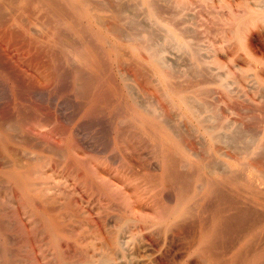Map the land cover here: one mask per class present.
<instances>
[{
    "label": "rangeland",
    "instance_id": "374dc122",
    "mask_svg": "<svg viewBox=\"0 0 264 264\" xmlns=\"http://www.w3.org/2000/svg\"><path fill=\"white\" fill-rule=\"evenodd\" d=\"M125 1H126V4H128V3L131 4V1H129V0H125ZM207 1H209V3ZM256 1H258L259 3L256 2ZM262 1L263 0H255V1L254 0H223V1L222 0H218V1L217 0H212V1L211 0H199V2H198V0H196V1L195 0H173V2H172V0H155V2H157L155 4L157 5L158 9H160V6L162 5V7L160 9V11L162 10L161 11V17H160L161 20H162L161 25L163 23L164 24L167 23L169 26H171L172 28H174L177 31H179L180 33H182L181 35L182 36L184 35L183 36L184 39L190 40L191 43L194 42L195 44H198V45H195V44H193V45H194V47H196L200 57L202 59H204V61L208 65L207 66V71L202 72V73H204L203 75L206 74L205 76L207 77V79L209 78V80H207L205 77H203L202 73H201L202 77L199 76L200 73H197L198 76L195 74L196 75L195 77L198 80V82H200L202 80V78L207 80L206 82H202V83L200 82V85L203 86L205 89H207L205 91V97L207 98L209 105L211 104L210 106L213 107L214 110L216 109L215 112H217L218 116L219 115L221 116V117L219 116L221 119H223V117L224 118L226 117V116H224V114L227 115V117H226L227 122L228 123L230 122V124L232 123L231 125L234 127V129L238 128V125H240V123H241V125L239 126L240 129L242 128V130H244L245 128L248 127L247 129H245V130H247V131H245V134H242V133H244V131H241L239 129L240 130V132H239L238 129H236L238 131V133H236L237 131L235 132V138H236L237 134H238V136L240 135L239 138L237 137L239 139V140L237 139V141H239V144H237L238 142L236 141L237 143L234 144L233 146L229 147V145H226V146H224V148L221 147L222 149H220V150H218L219 149L218 147H220L221 144L225 145V143L218 142L215 145L217 147V149L216 150L212 149L210 151V150H208V146H209V142L207 141L208 139L206 137L198 136V134H195V137H194V139H195V141H194L195 142V148H197V149L199 148V150H200L199 154L201 152L203 153V152L207 151L205 153L206 155H204V156H207L206 159H209L211 157L210 161H213L215 164H217V163L221 164V161H224L226 158H230V156H231L232 159H234V161H235L234 162V166L236 168L240 167V163L239 162H243V164H245V166H246V164L248 166V163L250 161H252L253 159L257 160L260 157H263L262 159L261 158L260 159L262 160L261 162L264 163V153L261 152V151H264V148H263L264 147V117L262 116V115H264L263 114L264 110L262 108V105L264 107V102H263L264 100L262 101V99L264 98V95H263L264 92H262V91H264V21H263L264 20V18H263L264 9L263 8L260 9V6L264 3V1L263 2ZM196 2H197V4L195 5ZM158 3L161 4V5L158 6ZM175 3H177V4H175ZM198 3L199 4L202 3V4L198 5ZM129 4H128V6H129ZM179 4H180V6H179ZM181 4H183V5H181ZM131 5H134V2ZM163 5H164V7H163ZM225 5H226V7H225ZM187 6H188V8H186ZM202 6H203V9L201 8ZM244 7L247 8L248 10L245 9ZM169 8L171 10H169ZM200 8L202 10H200ZM226 9H228V10H226ZM140 10L145 12L143 9H139V11ZM139 11L136 10L137 13L135 11L134 12L136 13V15H138V16H136V15L135 16L138 19L141 20L142 18H144L143 16H145V14L144 13L140 14ZM170 11H172V12H170ZM195 11L197 12L196 15H195V13H196ZM222 11H224L225 13L222 12ZM135 13H133V14H135ZM171 13H173V15ZM187 15H190V16H187ZM192 15H195V16L193 17ZM260 16H262V17H260ZM180 17L183 18L184 21L182 19H179ZM196 17H198V18H196ZM188 19H189V21H188ZM218 19L221 20V21H218ZM142 20L146 21L147 23L149 21V20L147 21V19H145V18L142 19ZM245 20H246L247 23L244 22ZM253 20H254V22H252ZM174 21H175V23H173ZM176 22H178V23L182 22V24L181 23L180 24H176ZM201 22H202V24H201ZM218 22H219V24H218ZM149 23H150V21H149ZM149 23L147 24L148 26L152 27V25H153L154 28L156 27V24H153L152 22H151V24H149ZM82 24L86 25V26H90L91 25L92 30L88 29L89 34H91L90 37L93 34H95V33L99 34L97 28H94L95 26L93 25V23H91L90 21L86 20L85 18L82 21ZM167 24H166V26H167ZM208 24H209V26H208ZM213 24H215V25H213ZM212 25L214 26L213 28L210 27ZM251 25H252V27H251ZM247 26H248V28H247ZM124 27L128 29V26L127 27L124 26ZM219 27H221V28H219ZM158 28H160L159 30H162V32H163V28L161 26L157 25V27L155 29H158ZM231 28H233L232 32H231ZM247 29H249V30H247ZM192 30H196L197 33L195 31H192ZM239 31L241 32V35H239L240 34ZM186 32H189V33H187L188 36H187ZM199 33L202 34V36H200ZM232 33H233V35H232ZM99 36H100V34H99ZM140 37H142V36H140ZM199 38H200V41H199ZM105 39L108 40V41H106ZM95 42L100 46V49L103 52L102 53V58H103L102 61H104L103 62V69H104V66H107V68L105 67L106 69H104L102 71V73L103 72L105 73L103 75V77H102V83L104 82V84H102V86L104 85L103 86V90L106 91L109 87L111 89L113 87V85L115 84L114 88H112L111 90L110 89L107 90V91H109L107 93L110 94V91H111V93H113L112 94L113 96H110L109 94L104 92V94H105L104 98L109 95V97H106L105 100L108 99V98H109V100H106V102L104 100L105 103H103V107L104 106L105 107H104V109L102 107L103 110L101 109V111L100 110L97 111V115L93 114L95 112H93V111H92L93 113L91 112V110H92V109H90V106H91V103H92L91 100H90V99H92L91 95L88 96L89 98H87V97L82 98L81 97L82 95H81L80 91H78L80 88H77V85H76V82H75V77H74L73 74H71V72H69V70H71V68L74 67V64L75 65H79V63L75 62V61L72 62V61L66 60L61 55L59 49L56 48V50L59 53L58 57L61 58V61H60L61 65H62L61 69L63 68L61 72L67 73V78L68 79L65 78L66 81L63 80V83H62V81H56L55 82L54 79L53 80L52 79H46V80L42 79L41 80L42 83L38 86V89L39 90L42 89L44 91L41 93V96H40L41 100H40V98H39L40 101L37 100V103L39 105L40 104L43 105L42 107H41V105L39 106L40 111H39L38 116L41 113L43 114L44 110H45V113L49 112L51 114L54 111L53 112L54 118L55 117L57 118V119L55 118L56 121L54 120L56 122V124L53 121V122H51L49 124V126L45 125L43 120H42V114L39 116L40 117V118H38L39 120L37 118H35L33 120V119L28 118V113L27 112L26 113L22 112V113L13 114L12 111H11V113L13 114V117H14V118L13 117L12 118L15 121V122L12 121L13 123H11V126L15 125V127L13 126V128H11V129H7V128L3 129V133H11V134L13 133L14 137H15L14 138L15 141L13 140V142L10 144V150H0V161H1L0 162V204L2 205V206L0 205V208H1L0 210H2V211H0V217H1L0 221H2L0 223V264H18L19 262H20L19 264H69V263L70 264H94L93 262L96 261V259H103V258H107V261H106L107 263L106 264H116V262H119L117 264H132V263L133 264H140L141 262H143V264H147V263L155 264L156 262H158L156 264H162V263H164L166 261L165 258H167V261L165 262L166 264L167 263L168 264H175V263L176 264H204L205 262L204 263L203 262H199V261L194 259V251H193V247H192V243H193V238L192 237H194V232H196L198 230V227H199L198 220H199V217L201 215L200 214L199 215L196 214L194 216L193 215L192 216H186V218L188 219V220H186V218H184L185 215L180 214L179 216H177V214L173 213V210L175 209V207L176 206L178 207V206H181V205H186V206L192 207L196 211V206L200 202V199L203 197L204 192L202 191V188H200L199 186L197 188V186H195L193 184V182H194L193 179H191L190 181H192V182H190V181L188 182V185H189L188 188H192V190L186 188L190 192L189 191H187L189 193L184 192L185 193V195H184L185 199L184 200H182L183 198L178 197L179 193L177 192L176 188H173V187L168 188L169 185H167L168 191L166 189V192L164 193V190L166 188V185H165L166 183L165 184L163 183L162 162H161V159H159L158 154H157V151L159 150L157 148H159L160 145H157L158 141L155 140V138L153 137L152 130H151V128L149 126L146 127L144 130L140 129L138 127L137 123H138L139 119H142V117H141L142 113L141 112H143L142 111L143 109H142V107L138 108V107H133V105H132V103L134 101H138V102H140V104H142L143 102L148 100L147 101L148 103L146 102L147 106H145V108L146 107L148 108L150 106L149 107L150 109L153 108L154 110H156L158 112V110H159V106H158V104H159L158 102L159 101L158 100H163L162 99L163 94H161L162 90L160 89V85L158 84L159 83L158 82V77H157L156 74L152 73V71L148 68L149 66L146 64L148 67H146V66L145 67L148 69L147 70L149 72L148 75L150 76L149 81L146 82L147 85H145L146 86V90H144V91H147V92L149 91V93L147 94V92H144L142 89H140V87L136 84V82L134 80L128 79L127 78L128 75L126 76L125 74H123L121 72L123 70L126 71L127 69H132V70L134 69L133 67L135 65V61H136V59H137V57L139 55L138 52L134 51L132 49V47L127 43V41H123V40H121L119 38H116V37L112 36L110 33H108L105 30H101V40H99V41L95 40ZM107 42H109L110 44L108 43V45H107ZM241 42H242V44H241ZM201 44H202V46H200ZM230 44H232V45H230ZM234 45H236V46H234ZM116 48L118 50H121V52H124L126 54V55L123 56V58L121 60H117L118 57H117V49ZM171 49H173V47H171ZM173 51L174 52H172L170 50V53H168V54H170V56H173L175 58V60L173 61L174 64L176 63L175 61H177L178 65H177V63H176V66L173 64L175 66L176 70L179 73L184 71L183 73H180V74L184 75L185 71L187 73V72H190V70H193V68H192L193 62H189L191 60H190V58L187 55L184 56V54L183 53L181 54L180 51L177 52L178 50L176 51V49H173ZM175 51L177 52V57L178 58L176 57V52ZM171 53H172V55H171ZM204 53L207 55V57H206V55ZM179 54L181 56H178ZM186 56L189 59H187ZM181 59H183V61ZM180 60H181V65L182 66H179ZM190 63H192V64H190ZM186 64L189 65V66L187 67ZM190 65H192V66L190 67ZM184 66L187 67L189 70L187 68H185ZM261 66H263V67H261ZM211 67H213V68H211ZM218 67H219V69H218ZM118 69H119V71H118ZM105 70H107V72H105ZM240 70H241L242 73L240 72ZM219 72H221L222 74L219 73ZM214 73H215V75H214ZM250 73H253V74L250 75ZM120 74H122V75H120ZM224 74L228 75V76H225ZM0 75H1L0 76L1 77L0 78V84H1L0 85V91H1L0 92V94H1L0 97H2L6 93L5 92L6 91V85H7V87H10V83H9V81H7L8 78H7L5 73L0 71ZM232 75H233V77H232ZM124 76L127 78V79L125 78L126 80L125 79L122 80L123 79L122 77H124ZM225 77H226V79H225ZM210 78L213 81L210 82V80H211ZM214 78H216V79H214ZM233 78H235L236 80L234 81ZM178 79H180V81L184 80L183 82H185V76H180ZM109 80H111L112 83L114 82V84L111 85L112 83H111V81L109 82ZM246 80L247 81L249 80V81L247 82ZM220 81H224V82H226L228 84V90H225L223 87L220 86V84H219ZM64 82H67V84L64 83ZM61 84H63V86L66 87V88H64V90H63L62 87H60ZM64 84H66L67 86H65ZM68 84H70V85H68ZM116 84H118V85H116ZM46 85H48L49 87L46 86ZM57 85H60V86H58L59 89H57V87H56ZM234 85H236V87ZM148 86H151V87H148ZM11 87H13V86H11ZM128 87H130V88H128ZM248 87H249V89H248ZM54 88H56V89H54ZM75 88H76V90H75ZM131 88H132V90L130 91L129 89H131ZM15 89H16V86H15ZM229 89H232V91H230ZM238 89H241V90L238 91ZM243 89L246 91V93L244 92ZM246 89L249 90V91H247ZM118 91H119V93H118ZM136 91L138 92V97H136L137 96V92ZM214 91H216V92L214 93ZM150 92H151V94H154V93H156V94L151 95ZM219 92L223 93V95L220 94ZM242 92H244L247 95L242 94ZM77 93H79L80 95H78ZM144 93H146V94H144ZM210 93H213V94H210ZM258 93L262 94L263 96L260 95V98H259L258 97L259 96ZM50 94H51V96H50ZM53 94L55 95V97L53 96ZM132 94H133V97H132ZM64 95H65V97H64ZM134 96L136 97L135 99H134ZM145 96H148V97L145 98ZM52 97H53V100H52ZM70 97H72V98H70ZM110 97L111 98L113 97V100L111 99L112 101L110 100ZM214 97L216 99H214ZM256 97H258L259 99L256 98ZM42 98H43V100H42ZM44 99H46V101H44ZM81 99H82V101H83V99H85L86 103L84 101V103H85L84 105H82L83 103L80 102ZM238 99H239V101H237ZM245 99L248 100L249 103H252V104H250V106H249L248 101H246ZM48 100L52 104H50ZM127 100H129V101H127ZM42 101H44V102L42 103ZM76 101L79 103V105L76 104L77 103ZM150 101H151V104L154 105L153 107L151 106ZM152 101L153 102L155 101V103H152ZM221 102H222V104H221ZM61 103H62V106H63L62 108H60L61 106L59 105ZM146 103H143L142 105L144 106ZM228 103H229V105H228ZM63 104L65 105V107L67 106L66 108H68V109L65 108V110H64L63 109L64 108ZM106 104H109V105H106ZM220 104H221L222 107L220 106ZM235 104L237 105V108H238L237 111L235 109L236 108ZM50 105H52V108H51ZM230 105L231 106H235V108L234 107L232 108ZM241 105H243V106H241ZM253 105H254V108H253ZM256 105H258L257 110L255 109ZM6 106H7V104L5 103V97L3 96L0 99V121H3V120L5 121V119L8 120L7 118H8L9 115L6 116V114L8 113V108L4 109L5 111L7 110L6 112L3 111V108L6 107ZM46 106H47V108H46ZM259 107H260V109H258ZM168 108H169V111H170V114H171V117L169 118V120H171V121L174 120L173 123H174V126H176V127L173 126L174 129L177 128L178 124H182L183 125L182 127L178 125L177 130H178V132L180 131L182 133L180 134V132H179V135L176 134L177 140H180V142L182 141V143L185 142L183 144L185 145L186 148L187 147L189 148L191 144H188V142L190 141V138L188 136V134H189L188 130H186L187 128L190 129V127H188L190 125V124H188L189 123V119H186L185 117H183L185 119H182V121H179V118H178L179 116H178L177 112H180V111L178 110V108H176L172 104L169 105ZM250 108H252L253 110L250 109ZM261 108H262L263 111L261 110ZM58 109H60V110L56 111ZM61 109H62V111H61ZM173 109H175L176 111H174ZM233 110H234V112H233ZM243 110H244V112H243ZM68 111L69 112L71 111V112L69 113ZM72 111L73 112L75 111L74 114H73ZM103 111H104V113H103ZM62 112H63V116H62ZM86 112H87V114L88 113L89 114L87 115ZM101 112L103 113L102 115H101ZM239 112L243 113V114L239 115L240 114ZM1 114H3L5 116V119L1 118V116H3ZM122 114H124L125 116H123ZM68 115H69L70 119H69V117H67ZM243 115H246V117H244ZM248 115L250 116V118H249ZM61 116L64 117V119ZM71 116H73V117H71ZM256 116H257V118L255 119ZM125 117H126V119L130 118L129 119L130 120L129 123L130 124L133 123V124L130 125L128 123V121L124 119ZM258 117H259V119H258ZM262 117H263V121H261ZM71 118H74V119L71 120ZM232 118H233V120H232ZM243 118L245 120H242ZM82 119H84V120H82ZM100 119H102V121ZM35 120H36V122H35ZM57 120L59 122H57ZM235 120H236V122H235ZM61 121L63 123H61ZM82 121H84V123ZM86 121H87V123L89 121V123H88L89 125L86 123ZM247 121H248V123H247ZM251 121H252V123H251ZM22 122H26V124L22 123ZM94 122H96V123L98 122L97 123L98 124L97 128H96L97 124L94 123ZM100 122H101V125H100ZM102 122H103V124H102ZM126 122L128 123V125H130V127L127 125ZM80 123L84 127H87V128H84L82 125L80 126ZM171 123H169V124L173 125ZM185 123H187V124L184 125ZM57 124H60L61 128ZM236 124H237V126H236ZM245 124H247V125H245ZM248 124L249 125L253 124L252 128H249ZM254 124H255V128H254ZM65 125H66V127H65ZM102 125H104V126H102ZM132 125H133V127H132ZM101 126L104 127V128H102ZM245 126H247V127H245ZM258 126H259V128H257V129H260L261 132L257 131L256 127H258ZM261 126H263V127H261ZM63 127H65L64 132L62 130ZM80 127L81 128L83 127L84 130L81 129ZM105 127H106V129H105ZM29 128H30V130H28ZM122 128L126 129L128 137H131V138H128L126 136L127 140L132 142L133 139H135L132 143H134L136 145L138 144L137 145L138 147L140 145L142 146V147L140 146V148H138V150H137L138 152L137 151L134 152V151H132L129 148H127L125 150V139H124L125 137H122L120 135V133H119V131ZM78 129H80V130L78 131ZM255 129H256V131H255ZM4 130H7L8 132H6ZM16 130H19V133H18L19 137H18V134L16 133ZM102 130H104V131L102 132ZM130 130H132V131H130ZM248 130H251L252 132L251 131L249 132ZM29 131L32 133L33 136L35 134V136L38 137V138L36 137L37 141H38V144L40 143L39 145H41L40 146L41 149L38 152H35V153L29 152L31 147H29V145L27 143L24 144L23 143L24 141L22 142L21 139L17 140V138H21L20 137L21 133H23V134L25 133V134H28V135L32 136ZM65 131H66V133H65ZM74 131H76V132H74ZM94 131L97 132V133H95ZM117 131H118V133H117ZM253 131H255V132H253ZM85 132L87 133V135H86L87 138L85 136ZM99 132H101V133H99ZM104 132H107V133L104 134ZM138 132H139V134H138ZM246 132H247L248 135L246 134ZM77 133L81 135V136L79 135V139H76V134ZM83 133H84V135H83ZM129 133H130L131 136L129 135ZM254 133H256V134H254ZM92 134H94V135H92ZM232 134H234V133H232ZM15 135L17 136V138H16ZM91 135L94 136L95 138L92 137ZM90 136H91V138H90ZM106 136H107V138H106ZM118 136L119 137L121 136V137L119 138ZM179 136H181V137H179ZM232 136H234V135H232ZM81 137H82L83 141H81L79 143L78 141L82 140ZM145 137H147V139H144ZM99 138H100V141H99ZM240 138L241 139L244 138L243 140H246V143L243 142L244 143L243 144L241 142L242 140ZM88 139L90 140V142L88 141ZM249 139H251V140H249ZM145 140H146V143L148 142L150 144H146L144 142ZM183 140H185V141H183ZM187 140H188V142H187ZM103 141L107 144L108 148L104 146V149H103V145H105V143ZM253 141H254V143H253ZM83 142H84V144H83ZM93 142H95L96 144H94ZM154 142H156L155 147L153 146L155 144ZM196 143H200V144H196ZM219 143H220V146H219ZM250 143L252 144L251 146H250ZM19 144H20V146H19ZM201 144H202V146H201ZM23 145H24V147H23ZM93 145H94V147L96 149H94ZM11 146H12V148H11ZM101 146H102V148L100 149ZM175 146H176L175 148L177 149L178 144H175ZM242 146H246V147L248 146V148H249V149L247 148V150H246L247 152H245L244 158H240V156H239L240 152L243 149ZM14 147H15L16 151H14ZM232 147L234 149L235 148L238 149V147H239V150H240L241 147L242 148H241L240 152L239 151L235 152V153L238 154L237 155L234 152L232 153V151H233V149H231ZM46 148L47 149L50 148L51 151L49 149L47 150ZM143 148H145V149H143ZM146 148H148V149H146ZM149 148H152V149L149 150ZM155 148L157 150L153 151V149H155ZM202 148H204V151H203ZM18 149H20V150H18ZM86 149H88V152H86ZM91 149L94 152L91 151ZM112 149L114 151L113 153L111 151ZM251 149L252 150L254 149V151H252ZM52 150H53L54 154H53ZM102 150H105V151H102ZM148 150H149V152H147ZM217 150H218V153H217ZM248 150H250L252 152L248 153ZM24 151H27V153H28L27 157H29V159L31 157L30 154L33 155V157H31V160L33 159V161L34 160L35 161L34 162L31 161V160L29 161V159L26 157V152H24ZM99 151H101V152H99ZM110 151H111V153H110ZM142 151H145V152H142ZM150 151H153L154 153H152ZM258 151H260L263 154H261ZM64 152H65V154L63 155ZM124 152L127 153V154H125ZM139 152H142V154L141 153L137 154ZM56 153L57 154L61 153V154L60 155H55ZM109 153H110L111 157L115 155L114 158H111L110 156H108ZM132 153L134 155H132ZM246 153H248V154H246ZM135 154H136V156H135ZM148 154H149L150 158H151L150 154H152V156H153L152 159L148 160L149 157L147 159ZM154 154L157 156V158H156V156H154ZM227 154L229 156H227ZM127 155L130 158L133 156L132 160H133V158L136 157L137 159L135 158L133 161L135 162L137 160V162H140L143 165L144 168L141 166L140 163H139L140 164L139 166H141V168L137 167L138 165L135 166V164H137V163L135 162V164H134L133 161L130 158L127 157ZM139 155H140V158H139ZM208 155H210V156H208ZM143 156H145V157H143ZM142 157H143V160H142ZM38 158H39V160H38ZM155 158H156V160L157 159H159V160L156 161ZM24 159H26V160L24 161ZM108 159H110L111 161H109ZM118 159L120 161H118ZM144 159H147V160H144ZM6 160H8V161H6ZM55 160H57L58 162L55 161ZM69 160L71 162H69ZM78 160L79 161H81V160L85 161L86 164L78 163ZM112 160H113V162L116 161L114 163L115 165L113 164ZM138 160H140V161H138ZM154 160L159 164V166L157 165V163H154L155 162ZM4 161H6V163H4ZM10 161H12V162H10ZM22 161L24 163H26L25 166L23 165ZM37 161H39V163ZM121 162H124L123 163L124 165ZM7 163H9V164H7ZM37 163L39 165L38 168H37ZM145 163L148 164V165H146ZM131 164H132V167H129V166H131ZM3 165H6V166H3ZM133 165H134V167L137 168L136 171L141 169L140 171H137V172H141L142 168L144 169L143 173L141 172L142 174H140V176H139V174L135 175L136 171H135V168H133ZM41 166H42V169H41ZM69 166H70V168H69ZM86 166H87V168H86ZM118 166H120V167L118 168ZM126 166H127V168H126ZM72 167L75 169V171H74L75 174L72 173V171H73ZM150 167L154 168L155 171L150 169ZM155 167H157L158 169L155 168ZM29 168H31V169H29ZM79 168H80V170H79ZM129 168H132L131 171L134 170L135 174L132 173L134 175V177L132 176V174L130 175V171H129L130 169ZM146 168L149 169V171L148 170L145 171ZM59 169H61V170H59ZM41 170H43V171H41ZM121 170H122V172H121ZM180 170H182V172L189 171L187 167H182V166L180 167ZM7 171L12 172L13 175L9 176ZM24 171H26V172H24ZM67 171L68 172L70 171V172L68 173ZM27 172H29V173H27ZM78 172H79V174H78ZM124 172H125V174H124ZM236 172L242 173L239 169L238 170L236 169ZM247 172L248 173L249 172H253V169H251V170L249 169ZM24 173L26 175L27 174H30V175L23 176V175H25ZM81 174L83 175V177L79 176ZM64 175H66L67 177L64 176ZM74 175H76L77 178L73 177ZM148 175H149V177H148ZM151 175H153V176H151ZM155 175L157 176V178L159 177L157 179V181L154 179V178H156ZM31 176H33V177H31ZM41 176H42V178H41ZM86 176H89V182L88 183H85L84 180L82 179V178H84ZM143 176H144V179L146 180V182L149 181L146 178H149V179L151 178V181H149L147 183V186H151L153 184L152 187L147 188L145 180H143ZM137 177H140L139 181H140V179H141V181L143 180L142 182L140 181V184L138 183V178ZM75 178L77 180H75ZM3 179H5L7 181H5ZM51 181H52V183H51ZM154 181L158 185H161V186L158 187V185H157V188L154 187V189H153V186L156 184V183L155 184L153 183ZM34 182L35 183L38 182V184H40V185L35 184ZM43 182H44V184H41ZM82 182H83V184H81ZM27 183L28 184L30 183L29 185H31V186H27ZM142 184H144L145 188L148 189L147 191H145L146 189L143 188L144 185H142ZM45 185L47 187H49V189L47 188L48 190L46 189ZM139 185H142V186H139ZM61 186H64V187H61ZM29 187H30V189H31V187H34L35 190H33V188H32L33 191L29 190ZM58 187L62 188V189L58 190ZM93 187H95V190L93 189ZM140 187H142L143 189L140 188ZM240 187L249 196L258 197L260 195V197H258V198H260L261 200L264 201V198H263L264 196L261 197V195H264V189H263L264 185L263 184L261 185V188L259 187L257 189L254 185L250 184L249 177L246 176V179H244V182H243V184ZM63 188H65V191L63 190ZM41 189H45V191H47L45 196H44V198H43L42 195H40V190ZM82 189H84V190H82ZM86 189H87V191H86ZM149 189H150V191L152 192L153 195L150 193ZM170 189H172L171 191H172L174 197L170 193V191H169ZM53 190H54V192H56V190L58 192L54 193ZM75 190L78 191V192H76ZM160 190H161V192H160ZM198 190H200V191L198 192ZM90 191H91V195L89 194ZM175 191L177 192V194H176ZM224 191H226V190H224ZM108 192L109 193L111 192V193L109 194ZM116 192H117V194H116ZM155 192H157V194ZM168 192L170 193L171 196L169 195ZM195 192H198V193H196L197 195L195 194ZM65 193H66V195H65ZM103 193L106 195V197H105V195ZM159 193H160V195H159ZM186 193L188 194L187 197H186V195H187ZM71 194H72L73 197L71 196ZM75 194H76V198L74 196ZM97 194H98V196H97ZM111 194H113V196ZM144 194H145V196L147 195L148 198H145ZM154 194H155V196H154ZM166 194H168L167 197H166ZM67 195H68V197H67ZM176 195H177V197H176ZM41 196H42V198H41ZM47 196H49V197H47ZM88 196H90L91 200L89 199ZM149 196H151L150 198L152 200L150 202H148ZM59 197H61V198L59 199ZM63 197L66 198V199H64ZM120 197H122V198H120ZM165 197H166V199H165ZM211 197H213L212 200H215V198H216V199H218V201L219 200H222V201H219V202L217 201L216 202V200H215V202H216L215 203L214 201L210 200ZM211 197L209 196L210 199L207 197L203 201V203L205 205H207V207L210 210L212 208H215V206H220L221 209L225 208V209H223V211L224 210L226 211L228 209L225 213L226 214H230V216L234 217L233 213L236 214L235 213L236 209H235V206H234L235 204H233V203H232L233 205L229 204L228 201H226L228 199H224V198L223 199H219V198H217L215 196H211ZM108 198H110V199H108ZM114 198H116L118 200H116ZM45 199L47 200V202H46ZM71 199H72V201H71ZM88 199H89V201H88ZM106 199H108V201H106ZM160 199H162V200L160 201ZM208 199L210 201H208ZM57 200L59 202H57ZM68 200H70L71 203ZM34 201H35V203H34ZM158 201H160V203ZM65 202H67V203L64 204ZM102 202L104 204H102ZM212 202H214V204H213V206L215 205L214 207L212 206ZM221 202H224V203L227 202V203L222 205V206L220 204L217 205L218 203H221ZM120 203H121L122 207L125 205V207L123 208L124 211L122 210V208L121 209H116V208L121 207V206H119ZM168 203H170V205H168ZM111 204H115V205L118 204L117 206H119V207H116L115 209L113 207L111 208ZM208 204H210L211 206L209 207ZM221 204H223V203H221ZM35 205H36V207H35ZM52 205H54V206H52ZM60 205H61V207H60ZM68 205H71L72 207L68 206ZM108 205H109L110 208H108ZM159 205L161 206L160 208H158ZM48 206H50V207L48 208ZM55 206H57V208ZM73 206H75V207H73ZM100 206H101V208H100ZM165 206H167V207H165ZM43 207H45V208H43ZM58 207H60V208H58ZM69 207L74 208V209H71ZM177 207H176V209H177ZM54 208H56V209L53 210ZM161 208H162V211H161ZM165 208H167V209L165 210ZM255 208L251 206L249 213H247L245 216H243V218L245 217V219H246L247 216H249L251 218L254 215V212H255V216L253 217V219L251 218L252 221H250V218L247 217V219H246L247 223L246 224L244 223L245 221L241 220V218L237 219L236 217H234L235 219L238 220L237 222L235 220L236 224H235L234 220H232V221L230 220V224L232 223V225H229V223H228L227 227L228 226H233L234 229H232V227L231 228L229 227V228H227V230L225 232H228V230H230V232H228L226 236L222 235L223 238L227 237L228 240H226L227 238L223 239L222 237H221L222 238V240H221L220 236H219V238H217V240L222 241V242L225 240L226 241L225 243H227L228 245H229V243L227 241L231 240V244H230L231 247H232V245H234V243H235V246L230 248V246H227V244L224 246V244H225L224 242L223 243L221 242V244H220L219 241H216V244L217 243H219V244L215 245V246L218 247L217 249L219 251L217 249H214V250H217V252L221 251L220 253H222L225 250H228V248H230L229 252H227V253L224 252L223 254H221L225 258L226 257L228 258L233 252H235L237 250H241V249L243 250L244 247L246 246V242H248L247 245H249V244L251 245L250 247H254L255 246L254 244H257L256 245L257 247H261V246L264 245V243H262V240L264 239V229L262 228V221L264 219V217H263L264 216V209L259 208L260 209L259 210V209H255ZM3 209L4 210L6 209V210L3 211ZM46 209H47V211H46ZM75 209H76V211H75ZM102 209L105 210V211H103ZM50 210H52V211H50ZM261 210H263V212ZM164 211L165 212L167 211V212L165 213ZM76 212H78V214H80V212H81V215H80L81 217H78V214ZM131 212H132L133 216L130 215ZM250 212L253 215H251ZM2 213H4V214H2ZM98 213H99V215H98ZM102 213H105V214L107 213L106 216H105V214H103V216H105V219L102 216ZM206 213L209 215L210 211L209 212L206 211ZM206 213L204 212L205 215L203 214L202 216H204V217L207 216L206 218H209L210 215L208 216V215H206ZM51 214L52 215H56V216L58 215L57 216V221L55 223V224H57V228H58L57 231L58 232L54 231V230H51V229L49 230V228H50L49 225H50L51 222L49 221L47 216H46V219H45L44 215H51ZM65 214H66V216L64 217L63 215H65ZM71 214H72V216H71ZM164 214H165V216H164ZM69 215H70V217H69ZM73 215H75V216H73ZM76 215H77V217H76ZM118 215H120V216L124 215L125 217L129 216L130 219H125V220L121 219L120 220L117 217ZM257 215H258V218L260 217L259 219L257 218L258 221L255 220ZM5 216H7V217H5ZM134 216L137 217V219L134 218ZM139 216H140V218H139ZM182 216H184L183 217L184 219H182V221L186 220L185 222L183 221V225H182V221L180 219V217H182ZM67 217H69V218H67ZM188 217H190V218H188ZM39 218H40V220H39ZM114 218H116V220ZM142 218H144V219H142ZM5 219H6V221H5ZM107 220H108V222H107ZM151 220H153V221H151ZM159 220H161V221H159ZM240 220H241V223H238ZM79 221H82V222L80 223ZM193 221H195V224H194ZM57 222H59V223H57ZM111 222H112V225H111ZM117 222L120 223V224H118L119 227H118V225H116ZM191 222L193 223V225H189V223H191ZM4 223H6V224H4ZM184 223H186V225ZM252 223L254 224V226L252 225ZM67 224H69V225H67ZM137 224H139V225H137ZM143 224H145V225H143ZM171 224H172V227H171ZM178 224H179V226H177ZM241 224H244L245 226L247 224L250 226V224H251V226H250V228H248L249 226L245 227L244 225H241ZM149 225H151V226H149ZM160 225H161L162 228L160 227ZM3 226H5V227H3ZM79 226H80V228H78ZM140 226L142 228L144 226V229H142ZM145 226H148V227L145 228ZM194 226H197V228L195 227L196 228L195 230L193 229ZM236 226L239 227V229L236 228ZM240 226L241 227L243 226L242 229H241ZM129 227H131L130 231L128 229ZM168 227L170 228V231H168L169 230ZM179 227H181V228L183 227L182 230L179 229ZM191 227H193V228H191ZM43 228H44V231H45L46 234L43 232ZM65 228H67V229H65ZM122 228H123V230H122ZM136 228H138V229H136ZM156 228L158 229V231H157ZM185 228H189L188 229V231H189L188 234H183V233H187L186 232L187 230ZM245 228H247V229H245ZM133 229H134V231H133ZM159 229H161V231ZM192 229H193V231H192ZM240 229H241V231L243 230L242 231L243 234L240 233L241 232ZM64 230H66V231H64ZM69 230H71V231H69ZM87 230H89V231H87ZM108 230L113 232V234H110ZM114 230H115V232H114ZM232 230H234V231L236 230L237 233L236 232L234 233V231L232 232ZM244 230H246V231H244ZM174 231L180 232L181 234L176 232V234H177L176 235ZM76 233H78V234H76ZM125 233H126V235H124ZM133 233H135V234H133ZM148 233H150V235ZM191 233H193V234L191 235ZM230 233L233 235L232 238L233 237L237 238V239L234 238V239H236V241L231 238V235H230V237L228 236ZM41 234H43L44 237ZM88 234H90V235H88ZM92 234L95 235V236H93ZM154 234H155L156 238L154 237ZM174 234H175V236H173ZM178 234H180V235H178ZM223 234H226V233H223ZM234 234H236V235L239 234L240 236L237 237L236 235L234 236ZM259 234H261V236H259ZM81 235L83 236L82 239L80 238ZM186 235H187V237H186ZM139 236H140V239L138 238ZM170 236H173V237L171 238ZM119 237H121L123 239L121 240ZM153 237L155 239H153ZM181 237L184 238V240ZM254 237L256 238V240L254 239ZM9 238H11V239L9 240ZM84 238H85V240L88 238L86 240L87 242L83 240ZM62 239H63V241H62ZM168 239H170V240H168ZM172 239H173V241H172ZM189 239L192 240V241H191L190 244H187L188 242H190ZM96 240H98V241H96ZM139 240H141V241H139ZM254 240H255V242L256 241L257 242L255 243ZM258 240L260 241L259 243H258ZM169 241H170V243H169ZM122 242H125V243H123V244H125V247L121 246ZM166 242H168V243H166ZM263 242H264V240H263ZM133 243H135L136 245L135 244L133 245ZM182 243H184L185 245L182 244ZM101 244L103 246H101ZM155 244H156L157 247L158 246L159 247L157 248L155 246ZM168 244H169V247H168ZM259 244L261 246H258ZM70 245L72 247H70ZM137 245H138V247H137ZM221 245H223L224 247L221 246ZM84 246L85 247L88 246L89 248L86 247V249L84 251L83 250L85 248ZM141 247H143V248H141ZM188 247H190V248H188ZM221 247H223V248H221ZM226 247H227V249H225ZM110 248H112V249H110ZM164 248H166V249H164ZM254 248H256V247H254ZM75 249H76V251H75ZM107 249H108V251H107ZM93 250H94V252H93ZM149 250L152 253L151 252H147ZM67 251H69V253ZM70 251H71V253H70ZM95 251H97V252H95ZM99 251H100V253H99ZM114 251H116V252H114ZM136 251H138V252L135 255ZM164 251H165L166 256L163 255ZM81 252L85 256L84 259L82 257L83 254L81 255ZM86 252L89 255V257L91 259H93V260H90L89 257H86V256H88L86 254ZM107 252H108V255H107ZM251 252H253V251L250 248V253ZM51 254H53V255H51ZM92 254H94V256ZM111 254H112V256H111ZM129 255L131 256L130 258H129ZM68 256H69V258H68ZM161 256H162V258H161ZM11 257H12V259H11ZM16 257L17 258L19 257V258L16 259ZM121 257H122V259H121ZM132 257H134V258H132ZM158 257H159V259L161 258V260H159ZM79 258H81V260H79ZM145 258H147L148 260L145 259ZM155 258L157 259V261H154V260H156ZM143 259L146 260V261H143ZM168 260H171V261L169 262ZM159 261L160 262L163 261V262L160 263ZM238 262H239V264H243L241 261H238ZM259 264H262V263H259Z\"/></svg>",
    "mask_w": 264,
    "mask_h": 264
},
{
    "label": "bare ground",
    "instance_id": "6f19581e",
    "mask_svg": "<svg viewBox=\"0 0 264 264\" xmlns=\"http://www.w3.org/2000/svg\"><path fill=\"white\" fill-rule=\"evenodd\" d=\"M125 0H0V71L1 72H3V73H5L6 74V76H7V78H8V80L7 81H9V83H10V87H7V85H6V93H5V95H3L4 97H5V103L7 104V106L6 107H4L3 108V111H5L4 109H6V108H8V113L6 114V116L7 115H9L8 116V120H6L5 119V116L3 115V114H1V115H3V116H1V118H4L5 119V121L3 122V121H0V150H10V144L13 142V140H14V134L12 135L11 133H3V129H11V128H13V126L15 127V125H12L11 126V123H13V122H15L14 121V117H13V114H17V113H22V112H24V113H28V118H30V119H35V118H40L39 116L42 114H40L39 116H38V114H39V111H40V109H39V106L41 105H39L38 103H37V100H39V98H40V100H41V93L44 91V90H39L38 89V86L42 83L41 82V80L42 79H44V80H46V79H54V81L56 82V81H62V83H63V80L64 81H66L65 80V78H67V73H65V72H61L62 71V69H61V67H62V65H61V58L60 57H58V51L56 50V48H58L59 49V51H60V53H61V55L66 59V60H68V61H75V62H78L79 63V65H75L74 64V67L73 68H71V70H69V72H71V74H73L74 75V77H75V82H76V85H77V88H80L78 91H80V93H81V97L82 98H84V97H87V98H89L88 96L89 95H91V97H92V99H90L91 100V106H90V109H92L91 110V112L93 111V112H95V113H93V114H96L97 115V111H101V109H102V107H103V103H105L106 102V100H109V98L108 99H106L105 100V98L106 97H109V95L110 96H113L112 94L113 93H111V91H110V94L109 93H107V92H109V91H107V90H109L110 89V87L105 91V90H103V86H102V84H104V82L102 83V77H103V75L105 74L104 72L102 73V71L104 70V69H106L107 68V66H104V69H103V62L104 61H102V50L100 49V46L95 42V40H97V41H99V40H101V30H105V31H107L108 33H110L112 36H114V37H116V38H119V39H121V40H123V41H127V43L132 47V49L134 50V51H136V52H138V57H137V59H136V61H135V65H134V69L132 70V69H127L126 71H121L123 74H125L126 76H127V78L128 79H132V80H134L135 82H136V84L140 87V89H142L143 91L144 90H146V86L145 85H147L146 84V82H148L149 81V79H150V76L148 75L149 74V72L147 71L148 69L146 68V67H148L151 71H152V73H154V74H156L157 75V77H158V84L160 85V89L162 90V93L161 94H163V97H162V99L163 100H158L159 102V104H158V106H159V110H158V112L156 111V110H154L153 108L152 109H150L149 107L147 108H145V106H147V101H145V102H143V103H146L144 106L142 105V104H140V102H138V101H134L133 103H132V105H133V107H138V108H141L142 107V111L143 112H141L142 113V115H141V117H142V119H139L138 120V123H137V125H138V127L140 128V129H145L146 127H150L151 128V130H152V135H153V137L155 138V140H157L158 142H157V145H160L159 146V148H157V149H159L158 151H157V154H158V157H159V159H161V162H162V176H163V183L166 185V188H165V190H164V193L166 192V189H167V191H168V188H171V187H173V188H176V190H177V192L179 193V196L178 197H180V198H183L182 200H184L185 199V197H184V195H185V193L184 192H187V191H189V190H187V189H191L192 190V188H188V182L191 180V179H193V184L195 185V186H197V188H198V186L200 187V188H202V191L204 192V195H203V197L200 199V202L198 203V205L196 206V211L194 210V208H192V207H189V206H186V205H181V206H176L177 207V209H176V207H175V211L173 210V213L174 214H177V216H179L180 214H182V215H185V217L184 216H182V217H180V219H181V221H182V219H184V218H186V216H194V215H201L200 217H199V220H198V224H199V227H198V230L196 231V232H194V237H192L193 238V243H192V247H193V251H194V259L195 260H197V261H199V262H205L204 264H239V262L238 261H241L243 264H259V263H262V264H264V245L263 246H261L260 244L258 245V246H261V247H257L256 245L257 244H254L255 246L254 247H256V248H254V247H250L251 245L249 244V245H247V243L248 242H246V246L244 247V249L242 250H237V251H235V252H233L228 258L226 257H224L223 255H221V254H223L224 252L225 253H227V252H229L230 250V248H232L233 246H235V243H234V245H232V247H231V240H229V241H227L228 243H229V245L227 244V243H225L226 241L224 240L223 242L225 243L224 244V246L227 244V246H230V248H228V250H225L224 252H222V253H220V252H217V246H215V245H218L219 243L221 244V242L222 241H219V240H217V238H219V236H220V238L222 237V235H227V233L228 232H230V230H228V232H225L226 230H227V228H231L232 227V229H234L233 228V226H228L227 227V224L229 223V225H232V223L230 224V220L232 221V220H234V222H235V220H236V222L238 221L237 219L239 218H241V220H243V221H245L244 223L246 224L247 223V217H249V216H247L246 217V219H245V217L243 218V216H245L247 213H249V211H250V207L252 206V207H256L255 209H259V208H262V209H264V201L263 200H261L260 198H258V197H260V195L258 196V197H251V196H249L247 193H245L242 189H241V185L243 184V182H244V179H246V176L247 177H249V180H250V184L251 185H254L257 189L260 187L261 188V185L263 184L264 185V163H262L261 161V159L263 158V157H260L259 159H251L252 161H248L249 163H248V166H247V164H246V166H245V164H243V162H239L240 163V167H238V168H236L235 166H234V159H232L231 158V156H230V158H226L224 161H221V164H215L213 161H210V158L209 159H206L207 158V156H204V155H206L205 153L207 152L206 150V152H201L200 154H199V152H200V150H199V148L197 149V148H195V139H194V137H195V134H198V136H203V137H206L208 140V142H209V146H208V150H216L217 149V147L215 146L218 142H223V143H225V145H222L221 144V146H220V143H219V146L220 147H218L219 149L218 150H220V149H222V148H224V146H226V145H229V147L230 146H233L234 144H236L237 142V144H239V141H237V139L239 138V136H238V134L236 135V138H235V132L237 131L236 129H238V131L240 132V130L241 131H244V133H242V134H245V131H247V130H245V129H247L248 127L247 126H245V127H247V128H245L244 130H242V128L240 129V125H241V123H240V125H238V128H236V129H234V127L230 124V122L228 123L227 122V119H226V117H227V115H225L224 114V116H226L225 118L223 117V119H221L219 116H218V114H217V112H215V110L213 109V107H211L210 105H209V103H208V100H207V98L205 97V91L207 90V89H205L203 86H201L200 85V82L202 83V82H206L207 80H209V78L207 79V77L205 76V75H203L204 73H202V72H205V71H207V63L204 61V59H202L201 57H200V55H199V53H198V51H197V49H196V47H194V45L193 44H195L194 42L193 43H191V41L190 40H187V39H184V35L182 36L181 34L182 33H180L179 31H177L176 29H174V28H172L171 26H169L167 23V26H166V24H162L161 25V23H162V20H161V11H160V9H161V7H162V5L161 4H159L158 3V6H160V9H158V7H157V5L155 4V3H157V2H155V0H129V1H131V4H133V2H134V5H131V4H129L128 2V4H129V6H128V4H126V1L124 2ZM133 1V2H132ZM196 1V0H195ZM212 1V0H211ZM218 1V0H217ZM223 1V0H222ZM255 1V0H254ZM264 1V0H263ZM262 1V2H263ZM172 2H173V0H172ZM171 2V3H172ZM176 2V1H175ZM198 2H199V0H198ZM208 3H209V1H207ZM221 2V1H220ZM256 2H258V1H256ZM261 2V3H262ZM165 3V2H164ZM178 3V2H177ZM177 3H175V4H177ZM194 3V2H193ZM224 3V2H223ZM259 3V2H258ZM197 4V2L195 3V5ZM200 4H202V3H200ZM199 3H198V5H200ZM233 4V3H232ZM257 4V3H256ZM181 5H183V4H181ZM244 5V4H243ZM261 5V4H260ZM259 5V6H260ZM172 6V5H171ZM177 6V5H176ZM179 6H180V4H179ZM178 6V7H179ZM189 6V5H188ZM188 6L186 7V8H188ZM163 7H164V5H163ZM182 7V6H181ZM195 7V6H194ZM208 7V6H207ZM225 7H226V5H225ZM193 8V7H192ZM202 9H203V6L201 7ZM200 8V10H202ZM245 8V7H244ZM261 8H263L264 9V3L260 6V9ZM139 9H143L145 12H143V11H139ZM205 9V8H204ZM245 9H247V8H245ZM257 9V8H256ZM136 10H138L139 11V13L141 14V13H144L145 14V16H143L145 19H147V21L149 20L150 21V23H149V21H148V23L149 24H151V22L153 23V24H156V27H157V25H159V26H161L162 28H163V32H162V30H159L160 28H158V29H155L154 28V26L152 25V27L151 26H148L147 24V22L146 21H143L142 19H144V18H142L141 20L140 19H138L136 16H138V15H136ZM169 10H171L170 8H169ZM198 10V9H197ZM196 10V11H197ZM226 10H228V9H226ZM248 10V9H247ZM136 13H135V12ZM195 11V12H196ZM170 12H172V11H170ZM200 12V11H199ZM222 12H224V11H222ZM133 13H135V14H133ZM138 13V14H139ZM225 13V12H224ZM223 13V14H224ZM240 13V12H239ZM143 14V15H144ZM172 15H173V13H171ZM197 14V12L195 13V15ZM254 14V13H253ZM136 15V16H135ZM195 15H192L193 17L195 16ZM217 15V14H216ZM187 16H190V15H187ZM191 16V17H192ZM224 16V15H223ZM241 16V15H240ZM254 16V15H253ZM219 17V16H218ZM221 17V16H220ZM258 17V16H257ZM260 17H262V16H260ZM84 18L86 19V20H88V21H90L91 23H93V25L95 26L94 28H97V30H98V32H99V34H100V36H99V34H97V33H95V34H93L91 37H90V35L91 34H89V31H88V29L89 30H92V27H91V25L90 26H86V25H83L82 24V21L84 20ZM196 18H198V17H196ZM222 18V17H221ZM235 18V17H234ZM263 18H264V14H263ZM179 19H182L183 20V18H179ZM190 19V18H189ZM189 19H188V21H189ZM220 19V18H219ZM218 19V21H221V20H219ZM258 19V18H257ZM262 19V18H261ZM200 20V19H199ZM248 20V19H247ZM184 21V20H183ZM202 21V20H201ZM212 21V20H211ZM264 21V20H263ZM186 22V21H185ZM224 22V21H223ZM245 23H247L246 22V20L244 21ZM252 22H254V20L252 21ZM251 22V23H252ZM173 23H175V21L173 22ZM182 24V22H176V24ZM194 23V22H193ZM200 23V22H199ZM198 23V24H199ZM228 23V22H227ZM90 24V23H89ZM196 24V23H195ZM201 24H202V22H201ZM210 24V23H209ZM209 24H208V26H209ZM217 24V23H216ZM218 24H219V22H218ZM243 24V23H242ZM213 25H215V24H213ZM210 26V27H214V26ZM223 25V24H222ZM124 26H128V29L127 28H125ZM187 26V25H186ZM199 26V25H198ZM242 27V26H241ZM251 27H252V25H251ZM135 28V29H134ZM209 28V27H208ZM211 28V29H212ZM219 28H221V27H219ZM247 28H248V26H247ZM130 29V30H129ZM138 31H137V30ZM195 29V28H194ZM233 28H231V32L233 31L232 30ZM242 29V28H241ZM181 30V29H180ZM203 30V29H202ZM213 30V29H212ZM230 30V29H229ZM247 30H249V29H247ZM192 31H195L196 32V30H192ZM199 31V30H198ZM216 31V30H215ZM245 31V30H244ZM162 32V33H161ZM201 32V31H200ZM205 32V31H204ZM203 32V33H204ZM240 32V31H239ZM185 33V32H184ZM187 33H189V32H186V34ZM193 33V32H192ZM197 33V32H196ZM200 34V33H199ZM232 35H233V33H232ZM239 35H241V32H240V34ZM106 36V35H105ZM140 36H142V37H140ZM187 36H188V34H187ZM199 36V35H198ZM197 36V37H198ZM200 36H202V34H200ZM220 36V35H219ZM110 37V36H109ZM233 37V36H232ZM240 37V36H239ZM193 38V37H192ZM196 38V37H195ZM216 38V37H215ZM228 38V37H227ZM254 38V37H253ZM103 39V38H102ZM110 39V38H109ZM207 39V38H206ZM231 39V38H230ZM240 39V38H239ZM106 40V39H105ZM202 40V39H201ZM106 41H108V40H106ZM199 41H200V38H199ZM198 41V42H199ZM206 41V40H205ZM204 41V42H205ZM217 42V41H216ZM226 42V41H225ZM224 42V43H225ZM108 43L109 42H107V45H108ZM110 44V43H109ZM207 44V43H206ZM227 44V43H226ZM241 44H242V42H241ZM259 44V43H258ZM106 45V46H107ZM195 45H198V44H195ZM217 45V44H216ZM230 45H232V44H230ZM105 46V47H106ZM200 46H202V44L200 45ZM234 46H236V45H234ZM233 46V47H234ZM239 46V45H238ZM114 47V46H113ZM117 47V46H116ZM171 47H173V49H176V51L177 52H179L180 51V53L182 54H184V56L185 55H187L189 58H190V60L191 61H189V62H193V66L192 65H190V67L192 66V68H193V70H190V72H187L186 73V71H185V73H184V75H182V74H180V73H183V72H178L177 70H176V68H175V66H176V63H177V61H175L176 63L174 64V60H175V58L173 57V56H170V54H168V53H170V50L172 51V52H174L173 51V49H171ZM204 47V46H203ZM208 47V46H207ZM212 47V46H211ZM243 47V46H242ZM200 48V47H199ZM238 48V47H237ZM117 49V48H116ZM217 49V48H216ZM244 49V48H243ZM175 51V52H176ZM245 51V50H244ZM127 52V51H126ZM177 52H176V57H177ZM210 52V51H209ZM238 53V52H237ZM236 53V54H237ZM205 54V53H204ZM203 54V55H204ZM60 55V56H61ZM124 55H126L124 52H121V50H118L117 49V57H118V59L117 60H121L122 58H123V56ZM171 55H172V53H171ZM206 55V54H205ZM204 55V56H205ZM210 55V54H209ZM244 55V54H243ZM178 56H181L180 54L178 55ZM186 56V57H187ZM249 56V55H248ZM185 57V58H186ZM187 57V59H189ZM206 57H207V55H206ZM210 57V56H209ZM208 57V58H209ZM60 58V59H59ZM178 58V57H177ZM184 59V58H183ZM183 59H181L182 61H183ZM177 60V59H176ZM181 60H180V64H179V66H182L181 65ZM253 60V59H252ZM63 61V60H62ZM209 61V60H208ZM187 62V61H186ZM63 63V62H62ZM69 63V62H68ZM183 63V62H182ZM185 63V62H184ZM188 63V62H187ZM209 63V62H208ZM148 66H147V65ZM175 66H174V65ZM190 64H192V63H190ZM73 65V64H72ZM71 65V66H72ZM125 65V64H124ZM131 65V64H130ZM177 65H178V63H177ZM212 65V64H211ZM126 66V65H125ZM124 66V67H125ZM146 66V67H145ZM186 66L188 67L189 65H187L186 64ZM236 66V65H235ZM238 66V65H237ZM106 67V68H105ZM178 67V66H177ZM185 67V66H184ZM187 67H185V68H187ZM189 67V68H190ZM234 67V66H233ZM261 67H263V66H261ZM116 68V67H115ZM211 68H213V67H211ZM237 68V67H236ZM67 69V68H66ZM114 69V68H113ZM120 69V68H119ZM119 69H118V71H119ZM188 69V68H187ZM191 69V68H190ZM218 69H219V67H218ZM108 70V69H107ZM107 70H105V72H107ZM149 70V71H150ZM183 70V69H182ZM189 70V69H188ZM239 70V69H238ZM116 71V70H115ZM254 71V70H253ZM218 72V71H217ZM216 72V73H217ZM223 72V71H222ZM240 72H241V70H240ZM197 73H200V77H202V75H203V77H205L207 80H205V79H203L202 78V80L200 81V82H198V80L196 79V75L198 76V74ZM201 73H202V75H201ZM212 73V72H211ZM219 73H221V72H219ZM238 73V72H237ZM242 73V72H241ZM240 73V74H241ZM116 74V73H115ZM196 74V75H195ZM222 74V73H221ZM235 74V73H234ZM245 74V73H244ZM251 74H253V73H250V75ZM117 75V74H116ZM120 75H122V74H120ZM214 75H215V73H214ZM213 75V76H214ZM225 75V74H224ZM239 75V74H238ZM1 76V75H0ZM5 76V77H6ZM118 76V75H117ZM180 76H185V82H183V81H180V79H178ZM225 76H228V75H225ZM245 76V75H244ZM248 76V75H247ZM69 77V76H68ZM194 77V78H193ZM232 77H233V75H232ZM1 78V77H0ZM118 78V77H117ZM123 79L122 80H124L126 77L124 76V77H122ZM126 78V79H127ZM184 78V77H183ZM243 78V77H242ZM241 78V79H242ZM68 79V78H67ZM106 79V78H105ZM125 79V80H126ZM211 79V78H210ZM214 79H216V78H214ZM222 79V78H221ZM225 79H226V77H225ZM234 79V81L236 80L235 78H233ZM251 79V78H250ZM154 80V79H153ZM204 80V81H203ZM224 80V79H223ZM230 80V79H229ZM111 80H109V82H110ZM116 81V80H115ZM119 81V80H118ZM155 81V80H154ZM211 81H213L212 79L210 80V82ZM247 81V80H246ZM249 81V80H248ZM247 81V82H248ZM53 82V81H52ZM153 82V81H152ZM229 82V81H228ZM239 82V81H238ZM246 82V83H247ZM256 82V81H255ZM8 83V84H9ZM64 83H66L67 84V82H64ZM111 83H112V81H111ZM110 83V84H111ZM232 83V82H231ZM66 84H64L65 86H67ZM114 84V82L111 84V85H113ZM122 84V83H121ZM154 84V83H153ZM220 86L221 87H223L225 90H228V84L226 83V82H224V81H220ZM239 84V83H238ZM254 84V83H253ZM1 85V84H0ZM68 85H70V84H68ZM110 85V86H111ZM115 85V84H114ZM114 85H113V87L112 88H114ZM116 85H118V84H116ZM152 85V84H151ZM231 85V84H230ZM237 85V84H236ZM236 85H234L235 87H236ZM244 85V84H243ZM249 85V84H248ZM11 86H13V87H11ZM15 86H16V89H15ZM46 86H48V85H46ZM58 86H60V85H57L56 87H57V89H59L58 88ZM122 86V85H121ZM156 86V85H155ZM251 86V85H250ZM3 87V86H2ZM49 87V86H48ZM60 87H62L63 88V90H64V88H66V87H64L63 86V84H61V86ZM69 87V86H68ZM108 87V86H107ZM131 87V86H130ZM130 87H128V88H130ZM148 87H151V86H148ZM240 87V86H239ZM247 87V86H246ZM255 87V86H254ZM4 88V87H3ZM111 88V89H112ZM135 88V87H134ZM159 88V87H158ZM234 88V87H233ZM241 88V87H240ZM257 88V87H256ZM255 88V89H256ZM2 89V88H1ZM54 89H56V88H54ZM110 89V90H111ZM156 89V88H155ZM154 89V90H155ZM210 89V88H209ZM214 89V88H213ZM242 89V88H241ZM241 89H238V91L239 90H241ZM248 89H249V87H248ZM4 90V89H3ZM61 90V89H60ZM75 90H76V88H75ZM130 91L132 90V88L131 89H129ZM212 90V89H211ZM220 90V89H219ZM230 91H232V89H229ZM244 90V89H243ZM247 90V89H246ZM262 90V89H261ZM46 91V90H45ZM56 91V90H55ZM93 91V92H92ZM213 91V90H212ZM247 91H249V90H247ZM1 92V91H0ZM92 92V93H91ZM104 92L105 93H107V94H109L108 96H106L105 98H104ZM125 92V91H124ZM137 92V91H136ZM144 92H147V91H144ZM158 92V91H157ZM216 91H214V93H215ZM225 92V91H224ZM244 92L246 93V91L244 90ZM244 92H242V94H245ZM256 92V91H255ZM254 92V93H255ZM262 92H264V91H262ZM261 92V93H262ZM52 93V92H51ZM66 93V92H65ZM118 93H119V91H118ZM135 93V92H134ZM149 93V91L147 92V94ZM209 93V92H208ZM220 93V92H219ZM253 93V92H252ZM78 95H80L79 93H77ZM144 94H146V93H144ZM150 94H151V92H150ZM154 94H156V93H154ZM154 94H151V95H154ZM210 94H213V93H210ZM220 94H222L223 95V93H220ZM230 94V93H229ZM236 94V93H235ZM256 94V93H255ZM259 94V93H258ZM1 95V94H0ZM67 95V94H66ZM225 95V94H224ZM228 95V94H227ZM234 95V94H233ZM245 95H247V94H245ZM260 95H262V94H259V98H260ZM263 95H264V93H263ZM262 95V96H263ZM2 96V97H3ZM50 96H51V94H50ZM53 96L55 97V95L53 94ZM136 96V95H135ZM134 96V99L136 98V97H138V92H137V96L135 97ZM141 96V95H140ZM237 96V95H236ZM240 96V95H239ZM242 96V95H241ZM2 97H0V99L2 98ZM57 97V96H56ZM64 97H65V95H64ZM68 97V96H67ZM79 97V96H78ZM131 97V96H130ZM132 97H133V94H132ZM148 96H145V98H147ZM169 97V98H168ZM209 97V96H208ZM222 97V96H221ZM258 97H256V98H258ZM44 98V97H43ZM43 98H42V100H43ZM62 98V97H61ZM70 98H72V97H70ZM80 98V97H79ZM151 98V97H150ZM155 98V97H154ZM159 98V97H158ZM244 98V97H243ZM242 98V99H243ZM246 98V97H245ZM258 98V99H259ZM63 99V98H62ZM61 99V100H62ZM65 99V98H64ZM67 99V98H66ZM113 100V97L111 98L110 97V100ZM209 99V98H208ZM214 99H216L215 97H214ZM222 99V98H221ZM39 100V101H40ZM52 100H53V97H52ZM69 100V99H68ZM79 100V99H78ZM77 100V101H78ZM104 100H105V102H104ZM111 100V101H112ZM125 100V99H124ZM246 100V99H245ZM264 100V98L262 99V101ZM44 101H46V99H44ZM44 101H42V103L44 102ZM49 101V100H48ZM76 101V102H77ZM84 101H85V99H83V101H82V99H81V103H83L82 105H84L85 103H86V101H85V103H84ZM123 101V100H122ZM127 101H129V100H127ZM219 101V100H218ZM223 101V100H222ZM237 101H239V99L237 100ZM246 101H248V100H246ZM73 102V101H72ZM124 102V101H123ZM234 102V101H233ZM264 102V101H263ZM49 103H50V101H49ZM48 103V104H49ZM64 103V102H63ZM110 103V102H109ZM152 103H155V101L153 102L152 101ZM235 103V102H234ZM233 103V104H234ZM2 104V103H1ZM50 104H52V103H50ZM54 104V103H53ZM76 104H78L79 105V103L77 102ZM150 104H151V101H150ZM174 105L176 108H178V110L180 111V112H177L178 113V118H179V121H182V119H189V123L188 124H190L188 127H190V129L189 128H187L186 130H188V136H189V138H190V143L188 142V140H187V142H188V144H191L190 145V147L188 148H186L185 147V145L183 144V143H185V142H183L182 143V141L180 142V140H177V137H176V134H178L179 135V132H178V130H177V128H178V125L179 126H183L182 124H178L177 125V128L176 129H174V127H176V126H174V123H173V121L174 120H169V118L171 117V114H170V111H169V108H168V106L169 105ZM221 104H222V102H221ZM221 104H220V106H221ZM242 104V103H241ZM248 104H249V106H250V104H252V103H249V101H248ZM262 104V103H261ZM61 107L60 108H62L63 106H62V103L61 104H59ZM64 105V104H63ZM73 105V104H72ZM106 105H109V104H106ZM142 105V106H141ZM228 105H229V103H228ZM239 105V104H238ZM43 105H41V107H42ZM51 106V108H52V105H50ZM49 106V107H50ZM55 106V105H54ZM151 106L153 107L154 105L153 104H151ZM214 106V105H213ZM231 106V105H230ZM235 106H236V108H235ZM235 106H231L232 108L234 107L235 109H236V111H237V105L235 104ZM241 106H243V105H241ZM252 106V105H251ZM260 106V105H259ZM45 107V106H44ZM43 107V108H44ZM67 107V106H66ZM65 105H64V110H65ZM69 107V106H68ZM72 107V106H71ZM84 107V106H83ZM105 107V106H104ZM104 107H103V109H104ZM144 107V108H143ZM172 107V106H171ZM222 107V106H221ZM257 107H258V105H256V107H255V109L257 110ZM46 108H47V106H46ZM70 108V107H69ZM80 108V107H79ZM229 108V107H228ZM244 108V107H243ZM253 108H254V105H253ZM262 108H263V110H264V107H263V105H262ZM262 108H261V110H262ZM49 109V108H48ZM66 109H68V108H66ZM102 109V110H103ZM171 109V108H170ZM250 109H252V108H250ZM258 109H260V107L258 108ZM43 110V109H42ZM41 110V111H42ZM50 110V109H49ZM48 110V111H49ZM60 109H58V110H56V111H59ZM72 110V109H71ZM74 110V109H73ZM174 111H176L175 109H173ZM229 110V109H228ZM253 110V109H252ZM262 110V111H263ZM2 111V112H3ZM7 111V110H6ZM5 111V112H6ZM11 111H12V113H11ZM61 111H62V109H61ZM60 111V112H61ZM80 111V110H79ZM133 111V110H132ZM224 111V110H223ZM226 111V110H225ZM1 112V113H2ZM52 112V111H51ZM54 112V111H53ZM53 112H52V114L51 113H45V110H44V112H43V114H42V120H43V122H44V124L45 125H48L49 126V124L51 123V122H53L54 120L56 121V119L54 118V115H53ZM66 112V111H65ZM69 112V111H68ZM71 112V111H70ZM69 112V113H70ZM73 112V111H72ZM75 112V111H74ZM74 112H73V114H74ZM78 112V111H77ZM122 112V111H121ZM172 112V111H171ZM228 112V111H227ZM233 112H234V110H233ZM243 112H244V110H243ZM264 112V111H263ZM103 113H104V111H103ZM102 112H101V115L103 114ZM225 113V112H224ZM240 113V112H239ZM60 114V113H59ZM86 114H87V112H86ZM89 114V113H88ZM87 114V115H88ZM91 114V113H90ZM100 114V113H99ZM241 114H243V113H240L239 115H241ZM264 114V113H263ZM58 115V114H57ZM77 115V114H76ZM92 115V114H91ZM123 116H125L124 114H122ZM247 115V114H246ZM246 115H243L244 117H246ZM254 115V114H253ZM256 115V114H255ZM38 116V117H37ZM62 116H63V112H62ZM61 116V117H62ZM74 116V115H73ZM73 116H71V117H73ZM128 116V115H127ZM126 116V117H127ZM134 116V115H133ZM176 116V115H175ZM229 116V115H228ZM249 116V115H248ZM263 117H264V115H262ZM13 117V118H12ZM17 117V116H16ZM60 117V118H61ZM67 117H69V115L67 116ZM87 117V116H86ZM93 117V116H92ZM98 117V116H97ZM126 117L124 118L125 120H127L128 121V123H129V119H126ZM183 117H185V118H183ZM252 117V116H251ZM263 117L261 118V121H263ZM63 119H64V117H62ZM135 118V117H134ZM241 118V117H240ZM248 118V117H247ZM249 118H250V116H249ZM257 118V116L255 117V119ZM22 119V118H21ZM36 119V120H37ZM69 119H70V117H69ZM68 119V120H69ZM74 118H71V120H73ZM99 119V118H98ZM114 119V118H113ZM176 119V118H175ZM231 119V118H230ZM254 119V118H253ZM258 119H259V117H258ZM27 120V119H26ZM25 120V121H26ZM36 120H35V122H36ZM39 120V119H38ZM82 120H84V119H82ZM89 120V119H88ZM95 120V119H94ZM101 121H102V119H100ZM232 120H233V118H232ZM231 120V121H232ZM239 120V119H238ZM242 120H245L244 118L242 119ZM247 120V119H246ZM13 121V122H12ZM21 121V120H20ZM28 121V120H27ZM26 121V122H27ZM54 121V123L56 124V122ZM99 121V120H98ZM104 121V120H103ZM122 121V120H121ZM172 123H171V122ZM26 122H22V123H25L26 124ZM29 122V121H28ZM34 122V121H33ZM57 122H59L58 120H57ZM83 123H84V121H82ZM81 122V123H82ZM105 122V121H104ZM119 122V121H118ZM235 122H236V120H235ZM242 122V121H241ZM53 123V124H54ZM61 123H63L62 121H61ZM80 123V126L83 124H81ZM86 123H87V121H86ZM88 123H89V121H88ZM87 123V124H88ZM93 123V122H92ZM94 123H96V122H94ZM98 123V122H97ZM96 123V124H97ZM113 123V122H112ZM124 123V122H123ZM127 123V122H126ZM128 123H127V125H128ZM169 123H171V124H173V125H170ZM244 123V122H243ZM247 123H248V121H247ZM251 123H252V121H251ZM70 124V123H69ZM102 124H103V122H102ZM130 124V123H129ZM131 124H133V123H131ZM130 124V125H131ZM187 123H185L184 125H186ZM17 125V124H16ZM59 127H60V124H57ZM86 125V124H85ZM89 125V124H88ZM87 125V126H88ZM100 125H101V122H100ZM99 125V126H100ZM130 125H128L129 127H130ZM245 125H247V124H245ZM249 125V124H248ZM253 125V124H252ZM252 125L250 124L249 125V128H252ZM29 126V125H28ZM57 126V127H58ZM79 126V125H78ZM83 126V125H82ZM91 126V125H90ZM89 126V127H90ZM102 126H104V125H102ZM101 126V127H102ZM112 126V125H111ZM127 126V127H128ZM174 126V127H173ZM186 126V127H187ZM236 126H237V124H236ZM235 126V127H236ZM54 127V126H53ZM65 127H66V125H65ZM65 127H63V132H64V130H65ZM84 127V126H83ZM81 128V129H83L84 130V128H87V127H84V128ZM98 127V124H97V126H96V128ZM132 127H133V125H132ZM185 127V126H184ZM261 127H263V126H261ZM25 128V127H24ZM55 128V127H54ZM61 128V127H60ZM102 128H104V127H102ZM137 128V127H136ZM138 128V129H139ZM254 128H255V124H254ZM257 128H259V126L258 127H256V129ZM26 129V128H25ZM57 129V128H56ZM105 129H106V127H105ZM108 129V128H107ZM120 129V128H119ZM118 129V130H119ZM139 129V130H140ZM240 129V130H239ZM256 129H255V131H256ZM15 130V129H14ZM28 130H30V128L28 129ZM58 130V129H57ZM80 129H78V131H79ZM86 130V129H85ZM97 130V129H96ZM100 130V129H99ZM109 130V129H108ZM253 130V129H252ZM4 131H6V132H8L7 130H4ZM61 131V130H60ZM104 130H102V132H103ZM130 131H132V130H130ZM238 131L236 132V133H238ZM249 132L251 131V130H248ZM255 131H253V132H255ZM257 131H260L261 132V130L260 129H257ZM30 132V131H29ZM74 132H76V131H74ZM83 132V131H82ZM95 132V131H94ZM252 132V131H251ZM16 133L18 134L19 133V130H16ZM31 133V132H30ZM65 133H66V131H65ZM95 133H97V132H95ZM99 133H101V132H99ZM105 133H107V132H104V134ZM117 133H118V131H117ZM119 133H120V135L122 136V137H125L124 139H125V150L127 149V148H129V149H131L132 151H134V152H136L137 150H138V148H140V146L138 147L136 144H134V143H132L135 139H133V141L132 142H130L129 140H127L126 138L128 137V135H127V131H126V129H124V128H122L120 131H119ZM182 132H180V134H181ZM232 133H234V134H232ZM257 133V132H256ZM256 133H254V134H256ZM44 134V133H43ZM68 134V133H67ZM138 134H139V132H138ZM137 134V135H138ZM142 134V133H141ZM240 134V133H239ZM246 134H247V132H246ZM31 135H32V133H31ZM79 135L80 134H76V139H79ZM83 135H84V133H83ZM87 135V133L85 132V136ZM92 135H94V134H92ZM91 135V136H92ZM96 135V134H95ZM118 135V134H117ZM129 135H130V133H129ZM183 135V134H182ZM232 135H234V136H232ZM248 135V134H247ZM16 136V135H15ZM81 136V135H80ZM91 136H90V138H91ZM110 136V135H109ZM120 136V137H121ZM127 136V137H126ZM131 136V135H130ZM139 136V135H138ZM256 136V135H255ZM18 137H19V134H18ZM20 137L21 138H17V136H16V138H17V140H19V139H21V141L25 144V143H27L28 145H29V147H31V149L29 150V152H31V153H35V152H38L40 149H41V145H39L38 144V141H37V136H35V134H34V136L32 135V136H30V135H28V134H23V133H21L20 134ZM37 137V138H36ZM92 137H94V136H92ZM105 137V136H104ZM119 137V136H118ZM119 137V138H120ZM179 137H181V136H179ZM186 137V136H185ZM184 137V138H185ZM238 137V138H237ZM85 138V137H84ZM86 138H87V136H86ZM89 138V139H90ZM95 138V137H94ZM102 138V137H101ZM106 138H107V136H106ZM128 138H131V137H128ZM43 139V138H42ZM81 139H82V137H81ZM88 139V141L90 142V140ZM98 139V138H97ZM103 139V138H102ZM144 139H147V137H145ZM186 139V138H185ZM188 139V138H187ZM193 139V140H192ZM241 139V138H240ZM244 139V138H243ZM243 139H241L242 141V143L243 142H245L246 143V140H243ZM247 139V138H246ZM16 140V141H17ZM93 140V139H92ZM150 140V139H149ZM192 140V141H191ZM239 140V139H238ZM249 140H251V139H249ZM15 141V140H14ZM81 141H83V139L82 140H80V141H78L79 143L81 142ZM86 141V140H85ZM97 141V140H96ZM99 141H100V138H99ZM106 141V140H105ZM183 141H185V140H183ZM206 141V140H205ZM206 141V142H207ZM237 141V142H236ZM40 142V141H39ZM45 142V141H44ZM88 142V143H89ZM104 142V141H103ZM109 142V141H108ZM136 142V141H135ZM139 142V141H138ZM145 143H146V140L144 141ZM143 142V143H144ZM48 143V142H47ZM94 144H96L95 142H93ZM92 143V144H93ZM105 143V142H104ZM155 144L153 145L154 147H155V145H156V142H154ZM253 143H254V141H253ZM22 144V143H21ZM73 144V143H72ZM71 144V145H72ZM83 144H84V142H83ZM87 144V143H86ZM100 144V143H99ZM146 144H150V143H146ZM175 144H178V147H177V149L175 148L176 146H175ZM196 144H200V143H196ZM205 144V143H204ZM244 144V143H243ZM248 144V143H247ZM18 145V144H17ZM74 145V144H73ZM206 145V144H205ZM252 144L250 143V146H251ZM19 146H20V144H19ZM104 146L105 147H107V144L105 143V145H103V149H104ZM152 146V147H153ZM201 146H202V144H201ZM200 146V147H201ZM249 146V145H248ZM248 146L246 147V146H242L243 147V149H242V151L240 152V150H241V148H240V150H239V147H238V149L237 148H231V149H233V151H232V153L234 152H237V151H239L240 152V154H239V156H240V158H244V156H245V152H247L246 150H247V148H248ZM249 146V147H250ZM23 147H24V145H23ZM47 147V146H46ZM49 147V146H48ZM84 147V146H83ZM93 147H94V145H93ZM99 147V146H98ZM142 147V146H141ZM222 147V148H221ZM11 148H12V146H11ZM81 148V147H80ZM102 148V146L100 147V149ZM108 148V147H107ZM120 148V147H119ZM122 148V147H121ZM215 148V149H214ZM256 148V147H255ZM264 148V147H263ZM47 149V148H46ZM50 151H51V149L50 148H48ZM47 149V150H48ZM62 149V148H61ZM94 149H96L95 147H94ZM99 149V150H100ZM143 149H145V148H143ZM146 149H148V148H146ZM152 148H149V150H151ZM156 148L155 149H153V151H155V150H157ZM198 151H197V150ZM203 149V151H204V148H202ZM249 149V148H248ZM18 150H20V149H18ZM43 150V149H42ZM140 150V149H139ZM142 150V149H141ZM149 150L147 151V152H149ZM218 150H217V153H218ZM252 150V149H251ZM14 151H16L15 150V147H14ZM49 151V152H50ZM64 151V150H63ZM71 151V150H70ZM91 151H93L92 149H91ZM102 151H105V150H102ZM112 151V153L114 152L113 151V149L111 150ZM111 151H110V153H111ZM153 151H150V152H152V153H154ZM252 151H254V149L252 150ZM252 151H250V150H248V153H251ZM261 151V150H260ZM260 151H258V152H260ZM20 152V151H19ZM24 152H26V157H27V155H28V153H27V151H24ZM52 152H53V150H52ZM51 152V153H52ZM86 152H88V149H86ZM94 152V151H93ZM99 152H101V151H99ZM122 152V151H121ZM138 152V151H137ZM142 152H145V151H142ZM142 152H139V153H137V154H142ZM146 152V153H147ZM229 152V151H228ZM261 152H263L264 153V151H261ZM260 152V153H261ZM16 153V152H15ZM91 153V152H90ZM110 153H109V155L108 156H110L111 157V155H110ZM125 153V152H124ZM156 153V152H155ZM212 153V152H211ZM210 153V154H211ZM248 153H246V154H248ZM259 153V154H260ZM263 153H261V154H263ZM53 154H54V152H53ZM61 153H59V154H55V155H60ZM65 154V152L63 153V155ZM125 154H127V153H125ZM220 154V153H219ZM229 154V153H228ZM227 154V156H229ZM235 154H237V153H235ZM234 154V155H235ZM260 154V155H261ZM7 155V154H6ZM24 155V154H23ZM22 155V156H23ZM97 155V154H96ZM132 155H134L133 153H132ZM151 155V158H150V156H149V154H148V156H147V159H148V157H149V159L148 160H150V159H152V154H150ZM221 155V154H220ZM238 155V154H237ZM236 155V156H237ZM30 156L31 157H33V155H31L30 154ZM40 156V155H39ZM75 156V155H74ZM99 156V155H98ZM115 156V155H114ZM114 156H112L111 158H114ZM117 156V155H116ZM130 156V155H129ZM135 156H136V154H135ZM154 156H156L155 154H154ZM208 156H210V155H208ZM216 156V155H215ZM262 156V155H261ZM31 157H30V159H29V157H27L28 159H29V161L31 160ZM61 157V156H60ZM118 157V156H117ZM127 157H128V155H127ZM133 157V156H132ZM132 157L130 158V157H128V158H130L131 160H132ZM143 157H145V156H143ZM143 157H142V160H143ZM218 157V156H217ZM220 157V156H219ZM234 157V156H233ZM17 158V157H16ZM64 158V157H63ZM100 158V157H99ZM102 158V157H101ZM105 158V157H104ZM136 158V157H135ZM135 158H133V160L135 159ZM139 158H140V155H139ZM156 158H157V156H156ZM156 158H155V160H156ZM258 158V157H257ZM14 159V158H13ZM48 159V158H47ZM137 159V158H136ZM147 159H144V160H147ZM159 159H157L156 161H158ZM213 159V158H212ZM211 159V160H212ZM237 159V158H236ZM16 160V159H15ZM26 159H24V161H25ZM38 160H39V158H38ZM68 160V159H67ZM105 160V159H104ZM109 161H111L110 159H108ZM132 160V161H133ZM154 160V161H155ZM215 160V159H214ZM239 160V159H238ZM6 161H8V160H6ZM6 161H4V163H6ZM21 161V160H20ZM31 161H33V159L31 160ZM35 161V160H34ZM33 161V162H34ZM48 161V160H47ZM55 161H57V160H55ZM118 161H120L119 159H118ZM138 161H140V160H138ZM154 162V163H157V162ZM216 161V160H215ZM1 162V161H0ZM10 162H12V161H10ZM9 162V163H10ZM23 162V161H22ZM38 163H39V161H37ZM58 162V161H57ZM56 162V163H57ZM61 162V161H60ZM68 162V161H67ZM69 162H71L70 160H69ZM85 161H79L78 160V163H83V164H86V162L84 163ZM107 162V161H106ZM112 162H113V160H112ZM116 162V161H115ZM115 162H113V164L115 163ZM135 162L137 163V164H135ZM133 161V163L135 164V166L136 165H138L137 167H140L141 168V166L143 167V165L140 163V162H137V160L136 161ZM219 162V161H218ZM9 163H7V164H9ZM15 163V162H14ZM38 163H37V168H38ZM49 163V162H48ZM122 164L124 163V162H121ZM141 164V166H139L140 164ZM150 163V162H149ZM153 163V164H154ZM246 163V162H245ZM6 164V165H7ZM25 164L26 163H24L23 162V165L25 166ZM60 164V163H59ZM119 164V163H118ZM121 164V165H122ZM146 164V163H145ZM151 164V163H150ZM6 165H3V166H6ZM12 165V164H11ZM58 165V164H57ZM111 165V164H110ZM115 165V164H114ZM117 165V164H116ZM124 165V164H123ZM146 165H148V164H146ZM157 165L159 166V164L157 163ZM156 165V166H157ZM16 166V165H15ZM21 166V165H20ZM19 166V167H20ZM61 166V165H60ZM65 166V165H64ZM72 166V165H71ZM145 166V165H144ZM154 166V165H153ZM157 166V167H158ZM187 167L188 168V170L189 171H187V172H182V170H180V167ZM2 167V166H1ZM8 167V166H7ZM11 167V166H10ZM18 167V166H17ZM32 167V166H31ZM36 167V166H35ZM120 166H118V168H119ZM122 167V166H121ZM129 167H132V164H131V166H129ZM147 167V166H146ZM157 167H155V168H157ZM36 168V169H37ZM69 168H70V166H69ZM68 168V169H69ZM73 168V167H72ZM86 168H87V166H86ZM126 168H127V166H126ZM125 168V169H126ZM133 168H135V171H136V167H134V165H133ZM139 168V169H140ZM144 168V167H143ZM142 168V173H143V169ZM148 168V167H147ZM145 169V171L146 170H148L149 171V169ZM29 169H31V168H29ZM41 169H42V166H41ZM56 169V168H55ZM63 169V168H62ZM130 169V170H129ZM128 170L130 171V175L133 173V174H135L134 173V170H132L131 171V169L132 168H129ZM150 169H152V170H154V168H152V167H150ZM158 169V168H157ZM236 169L238 170H240L242 173H240V172H236ZM251 170V169H253V172H247L248 170ZM35 170V169H34ZM33 170V171H34ZM45 170V169H44ZM59 170H61V169H59ZM79 170H80V168H79ZM141 170V169H140ZM140 170H137V171H140ZM32 171V170H31ZM41 171H43V170H41ZM54 171V170H53ZM74 171H75V169L73 168V171H72V173H74ZM89 171V170H88ZM125 171V170H124ZM136 171V174L135 175H138L139 174V176H140V174H142L141 172H137ZM155 171V170H154ZM153 171V172H154ZM24 172H26V171H24ZM37 172V171H36ZM35 172V173H36ZM68 172V171H67ZM70 172V171H69ZM68 172V173H69ZM81 172V171H80ZM121 172H122V170H121ZM152 172V171H151ZM7 173H8V175L9 176H12L13 174H12V172H10V171H7ZM23 173V172H22ZM27 173H29V172H27ZM83 173V172H82ZM25 174V173H24ZM38 174V173H37ZM75 174V173H74ZM77 174V173H76ZM78 174H79V172H78ZM120 174V173H119ZM124 174H125V172H124ZM132 174V176L134 177V175ZM147 174V173H146ZM27 175H30V174H27ZM26 174L25 175H23V176H27ZM128 175V174H127ZM157 175V174H156ZM155 175V176H156ZM22 176V177H23ZM36 176V175H35ZM40 176V175H39ZM64 176H66V175H64ZM69 176V175H68ZM79 176H82L83 177V175L81 174V175H79ZM142 176V175H141ZM151 176H153V175H151ZM31 177H33V176H31ZM45 177V176H44ZM67 177V176H66ZM73 177H76L77 178V176L76 175H74ZM131 177V176H130ZM136 177V176H135ZM148 177H149V175H148ZM39 178V177H38ZM41 178H42V176H41ZM75 178V180H77ZM138 178V183L140 184V181H141V179H140V181H139V178L140 177H137ZM136 178V179H137ZM146 178V177H145ZM153 178V177H152ZM159 178V177H158ZM157 176H156V178H154L156 181H157ZM44 179V178H43ZM74 179V178H73ZM83 180H84V182L85 183H88L89 182V176H86V177H84V178H82ZM146 179H148L149 181H151V178L149 179V178H146ZM153 179V180H154ZM3 180H5V179H3ZM48 180V179H47ZM50 180V179H49ZM74 180V181H75ZM97 180V179H96ZM143 180H145L144 179V176H143ZM142 180V181H143ZM5 181H7V180H5ZM37 181V180H36ZM141 181V182H142ZM148 181V182H149ZM48 182V181H47ZM46 182V183H47ZM79 182V181H78ZM148 182H146V180H145V183H146V186H147V183ZM190 182H192V181H190ZM9 183V182H8ZM35 183V182H34ZM51 183H52V181H51ZM137 183V184H138ZM154 184L156 183L155 181L153 182ZM159 183V182H158ZM30 184V183H29ZM28 183H27V186H31V185H29ZM33 184V183H32ZM35 184H38V182H36ZM41 184H44V182L43 183H41ZM81 184H83V182L81 183ZM101 184V183H100ZM151 184V183H150ZM3 185V184H2ZM7 185V184H6ZM38 185H40V184H38ZM78 185V184H77ZM80 185V184H79ZM142 185H144V184H142ZM142 185H139V186H142ZM149 185V184H148ZM153 185V184H152ZM152 185L151 186H147V188H149V187H152ZM157 183L153 186V189H154V187H156L157 188ZM167 185H169L168 186V188H167ZM12 186V185H11ZM46 186V185H45ZM81 186V185H80ZM104 186V185H103ZM159 186H161V185H158V187ZM51 187V186H50ZM53 187V186H52ZM61 187H64V186H61ZM84 187V186H83ZM192 187V186H191ZM12 188V187H11ZM14 188V187H13ZM32 188H33V190H35L34 189V187H31V189H30V187H29V190H32ZM36 188V187H35ZM49 189V187H47L46 186V189ZM140 188H142V187H140ZM143 188L144 189H146L145 191H147L148 189L147 188H145V185L143 186ZM142 188V189H143ZM187 188V189H186ZM47 189V190H48ZM55 189V188H54ZM59 189H62V188H59L58 187V190ZM93 189L95 190V187H93ZM141 189V190H142ZM160 189V188H159ZM264 189V188H263ZM32 190V191H33ZM63 190L65 191V188H63ZM67 190V189H66ZM77 190V189H76ZM75 190V191H76ZM82 190H84V189H82ZM172 189H170L169 191H170V193L172 194V196H173V193H172V191H171ZM224 190H226V191H224ZM262 190V189H261ZM52 191V190H51ZM63 191V192H64ZM80 191V190H79ZM86 191H87V189H86ZM144 191V190H143ZM149 191H150V189H149ZM200 190H198V192H199ZM19 192V191H18ZM46 192L47 191H45V189H41L40 190V195H42L43 196V198H44V196H45V194H46ZM53 192H54V190H53ZM56 192H58L57 190H56ZM56 192H54V193H56ZM60 192V191H59ZM71 192V191H70ZM76 192H78V191H76ZM140 192V191H139ZM138 192V193H139ZM159 192V191H158ZM160 192H161V190H160ZM176 192V191H175ZM177 192H176V194H177ZM190 192V191H189ZM189 192H187V193H189ZM198 192H195V194L196 193H198ZM259 192V191H258ZM257 192V193H258ZM261 192V191H260ZM263 192V191H262ZM20 193V192H19ZM37 193V192H36ZM67 193V192H66ZM66 193H65V195H66ZM82 193V192H81ZM85 193V192H84ZM109 193V192H108ZM111 193V192H110ZM109 193V194H110ZM145 193V192H144ZM150 193L152 194V192L150 191ZM156 194H157V192H155ZM169 193V192H168ZM170 193H169V195H170ZM186 193V194H187ZM228 193V194H227ZM90 195H91V191H90V193H89ZM102 194V193H101ZM104 194V193H103ZM116 194H117V192H116ZM143 194V193H142ZM52 195V194H51ZM54 195V194H53ZM105 195V194H104ZM112 196H113V194H111ZM115 195V194H114ZM150 195V194H149ZM153 195V194H152ZM159 195H160V193H159ZM164 195V194H163ZM167 195L168 194H166V197H167ZM197 195V194H196ZM42 196H41V198H42ZM71 196H72V194H71ZM75 196V198H76V194L74 195ZM78 196V195H77ZM97 196H98V194H97ZM154 196H155V194H154ZM153 196V197H154ZM171 196V195H170ZM188 196V194L186 195V197ZM209 196L211 197V196H215V197H217V198H219V199H228V200H226V201H228V203L229 204H235L234 206H235V209H236V211H235V213L236 214H234L233 213V215H234V217H236L237 219H235L233 216H230V214H226L225 212L228 210H224L223 211V209H225V208H223V209H221V207L220 206H215V208H212L211 210L207 207V205H205L204 203H203V201H204V199H206L207 197L209 198ZM262 196H264V195H261V197ZM47 197H49V196H47ZM67 197H68V195H67ZM73 197V196H72ZM89 197V199H90V196H88ZM105 197H106V195H105ZM104 197V198H105ZM115 197V196H114ZM144 197L145 198H148L147 197V195L145 196V194H144ZM151 196H149V200H148V202H150V201H152L151 200V198H150ZM166 197H165V199H166ZM174 197V196H173ZM176 197H177V195H176ZM214 197V198H215ZM61 197H59V199H60ZM64 198V197H63ZM96 198V197H95ZM94 198V199H95ZM120 198H122V197H120ZM144 198V199H145ZM156 198V197H155ZM154 198V199H155ZM170 198V197H169ZM212 198L213 197H211V201H214L215 202V200H216V202L218 201V199H216L215 198V200H212ZM264 198V197H263ZM58 199V198H57ZM64 199H66V198H64ZM89 199H88V201H89ZM93 199V200H94ZM108 199H110V198H108ZM108 199H106V201H108ZM114 199H116V198H114ZM158 199V198H157ZM178 199V198H177ZM208 199V201H210ZM33 200V199H32ZM44 200V199H43ZM46 200V199H45ZM86 200V199H85ZM91 200V199H90ZM101 200V199H100ZM104 200V199H103ZM116 200H118V199H116ZM146 200V201H147ZM162 199H160V201H161ZM170 200V199H169ZM37 201V200H36ZM53 201V200H52ZM56 201V200H55ZM64 201V200H63ZM68 201H70V200H68ZM71 201H72V199H71ZM71 201H70V203H71ZM145 201V202H146ZM160 201H158L159 203H160ZM181 201V200H180ZM194 201V200H193ZM196 201V200H195ZM202 201V202H201ZM207 201V202H208ZM219 201H222V200H219ZM218 201V202H219ZM230 201V202H229ZM45 202V201H44ZM46 202H47V200H46ZM57 202H59L58 200H57ZM94 202V201H93ZM110 202V201H109ZM168 202V201H167ZM214 202H212V206H213V204H214ZM215 202V203H216ZM34 203H35V201H34ZM67 202H65L64 204H66ZM98 203V202H97ZM114 203V202H113ZM118 203V202H117ZM158 203V204H159ZM179 203V202H178ZM221 203H223V204H221ZM221 203H218L217 205H224V204H226L227 202H221ZM102 204H104L103 202H102ZM106 204V203H105ZM125 204V203H124ZM153 204V203H152ZM166 204V203H165ZM232 204V205H233ZM1 205V204H0ZM62 205V204H61ZM61 205H60V207H61ZM93 205V204H92ZM115 204H111V208L113 207L114 209L116 208V207H119V206H121V203L119 204V206H117V205H115ZM168 205H170V203H168ZM209 205V207L211 206L210 204H208ZM2 206V205H1ZM52 206H54V205H52ZM64 206V205H63ZM68 206H71V205H68ZM98 206V205H97ZM103 206V205H102ZM106 206V205H105ZM104 206V207H105ZM213 206V207H214ZM4 207V206H3ZM35 207H36V205H35ZM50 206H48V208H49ZM56 208H57V206H55ZM60 207H58V208H60ZM72 207V206H71ZM71 207H69V208H71ZM73 207H75V206H73ZM90 207V206H89ZM103 207V208H104ZM125 207V205L122 207H119V208H116V209H121L122 208V210L124 211V208ZM161 206L159 205V207L158 208H160ZM165 207H167V206H165ZM38 208V207H37ZM43 208H45V207H43ZM56 208H54L53 210H55ZM100 208H101V206H100ZM108 208H110L109 207V205H108ZM1 209V208H0ZM51 209V208H50ZM71 209H74V208H71ZM167 208H165V210H166ZM234 209V208H233ZM232 209V210H233ZM254 209V210H255ZM6 210V209H5ZM4 209H3V211H5ZM39 210V209H38ZM49 210V209H48ZM103 210V209H102ZM260 210V209H259ZM0 211H2V210H0ZM8 211V210H7ZM46 211H47V209H46ZM50 211H52V210H50ZM75 211H76V209H75ZM103 211H105V210H103ZM107 211V210H106ZM128 211V210H127ZM130 211V210H129ZM161 211H162V208H161ZM206 211H210V216L206 213ZM252 211V210H251ZM262 212H263V210H261ZM33 212V211H32ZM165 212V211H164ZM167 212V211H166ZM165 212V213H166ZM204 212L206 213V215H208L209 216V218H206V217H204V216H202L203 214H204ZM64 213V212H63ZM68 213V212H67ZM77 214H78V212H76ZM257 213V212H256ZM2 214H4V213H2ZM6 214V213H5ZM36 214V213H35ZM103 214H105V213H102V216H103ZM107 214V213H106ZM106 214H105V216H106ZM130 214V213H129ZM250 214H251V212H250ZM52 215V214H51ZM44 215V217H45V219H46V216L48 217V219H49V221L51 222L50 223V225H49V230L51 229V230H54V231H57L58 230V228H57V224H55L56 223V221H57V216L56 215ZM81 215V212H80V214H78V217H81L80 216ZM98 215H99V213H98ZM130 215H132V212H131V214ZM142 215V214H141ZM205 215V214H204ZM251 215H253V214H251ZM4 216V215H3ZM35 216V215H34ZM60 216V215H59ZM64 217L66 216V214L65 215H63ZM71 216H72V214H71ZM73 216H75V215H73ZM101 216V215H100ZM105 216H103L104 217V219H105ZM133 216V215H132ZM164 216H165V214H164ZM255 216V212H254V215L251 217L252 219H253V217ZM260 216V215H259ZM5 217H7V216H5ZM69 217H70V215H69ZM69 217H67V218H69ZM76 217H77V215H76ZM111 217V216H110ZM118 217V219H130V217L129 216H127V217H125L124 215H122V216H120V215H118L117 216ZM184 217V218H183ZM262 217V216H261ZM264 217V216H263ZM1 218V217H0ZM66 218V219H67ZM84 218V217H83ZM134 218H136L137 219V217H135L134 216ZM139 218H140V216H139ZM188 218H190V217H188ZM250 218V217H249ZM248 218V219H249ZM251 218H250V221H252L251 220ZM258 215L256 216V219L255 220H257L258 221V219L260 218H258ZM47 219V220H48ZM109 219V218H108ZM115 220H116V218H114ZM142 219H144V218H142ZM164 219V218H163ZM172 219V218H171ZM2 220V219H1ZM39 220H40V218H39ZM73 220V219H72ZM75 220V219H74ZM79 220V219H78ZM85 220V219H84ZM186 220H188L187 218H186ZM186 220H183L184 222L186 221ZM241 220L238 222V223H241ZM4 221V220H3ZM5 221H6V219H5ZM151 221H153V220H151ZM159 221H161V220H159ZM180 221V220H179ZM178 221V222H179ZM183 221H182V225H183ZM254 221V220H253ZM256 221V222H257ZM2 221H0V223H1ZM61 222V221H60ZM78 222V221H77ZM80 223L82 222V221H79ZM104 222V221H103ZM107 222H108V220H107ZM106 222V223H107ZM113 222V221H112ZM112 222H111V225H112ZM145 222V221H144ZM188 222V221H187ZM194 222V224H195V221H193ZM236 222H235V224H236ZM57 223H59V222H57ZM105 223V222H104ZM175 223V222H174ZM258 223V222H257ZM260 223V222H259ZM4 224H6V223H4ZM118 224H120V223H118L117 222V224L116 225H118ZM129 224V223H128ZM185 225H186V223H184ZM234 224V223H233ZM3 225V224H2ZM67 225H69V224H67ZM79 225V224H78ZM85 225V224H84ZM102 225V224H101ZM105 225V224H104ZM132 225V224H131ZM134 225V224H133ZM137 225H139V224H137ZM143 225H145V224H143ZM175 225V224H174ZM173 225V226H174ZM189 225H193V223L191 222V223H189ZM241 225H244V224H241ZM252 225L254 226V224L252 223ZM256 225V224H255ZM75 226V225H74ZM90 226V225H89ZM114 226V225H113ZM149 226H151V225H149ZM177 226H179V224L177 225ZM181 226V225H180ZM239 226V225H238ZM245 226V225H244ZM246 226H249L248 224L246 225ZM245 226V227H246ZM250 226H251V224H250ZM250 226L248 227V228H250ZM3 227H5V226H3ZM72 227V226H71ZM76 227V226H75ZM116 227V226H115ZM118 227H119V225H118ZM134 227V226H133ZM141 227V226H140ZM146 227H148V226H145V228ZM158 227V226H157ZM160 227H161V225H160ZM171 227H172V224H171ZM185 227V226H184ZM197 228V226H194V228L193 227H191V228H193L194 230ZM241 227V226H240ZM243 227V226H242ZM242 227H241V229H242ZM40 228V227H39ZM42 228V227H41ZM78 228H80V226L78 227ZM105 228V227H104ZM130 228L131 227H129L128 229H129V231H130ZM139 228V227H138ZM138 228H136V229H138ZM142 228V227H141ZM159 228V227H158ZM162 228V227H161ZM169 228V227H168ZM178 228V227H177ZM183 228V227H182ZM182 228L181 227H179V229H181L182 230ZM236 228H238L239 229V227H237L236 226ZM235 228V229H236ZM262 228L264 229V219H263V221H262ZM47 229V228H46ZM65 229H67V228H65ZM92 229V228H91ZM106 229V228H105ZM127 229V230H128ZM142 229H144V226H143V228ZM157 229V228H156ZM178 229V230H179ZM186 230V232L187 233H183V234H188V229L189 228H185ZM193 229H192V231H193ZM241 229H240V231H241ZM244 229V228H243ZM245 229H247V228H245ZM8 230V229H7ZM122 230H123V228H122ZM132 230V229H131ZM160 231H161V229H159ZM42 231V230H41ZM61 231V230H60ZM64 231H66V230H64ZM69 231H71V230H69ZM87 231H89V230H87ZM109 231V230H108ZM128 231V232H129ZM133 231H134V229H133ZM132 231V232H133ZM138 231V230H137ZM136 231V232H137ZM141 231V230H140ZM157 231H158V229H157ZM168 231H170V228H169V230ZM184 231V232H185ZM234 230H232V232H233ZM243 231V230H242ZM242 231L240 232V233H242ZM244 231H246V230H244ZM43 232L45 233V231H44V228H43ZM58 232V231H57ZM63 232V231H62ZM75 232V231H74ZM92 232V231H91ZM114 232H115V230H114ZM127 232V231H126ZM144 232V231H143ZM154 232V231H153ZM175 232V234H176V232L177 231H174ZM182 232V231H181ZM231 232V233H232ZM236 232V230L234 231V233ZM93 233V232H92ZM96 233V232H95ZM109 233L110 234H113V232H111V231H109ZM147 233V232H146ZM158 233V232H157ZM161 233V232H160ZM172 233V232H171ZM177 233H180V232H177ZM223 233H226V234H223ZM229 234L228 236L230 237V235H231V238H232V234ZM237 233V232H236ZM46 234V233H45ZM76 234H78V233H76ZM91 234V233H90ZM90 234H88V235H90ZM116 234V233H115ZM121 234V233H120ZM133 234H135V233H133ZM145 234V233H144ZM149 235H150V233H148ZM167 234V233H166ZM170 234V233H169ZM175 234L173 235V236H175ZM181 234V233H180ZM180 234H178V235H180ZM193 233H191V235H192ZM243 234V233H242ZM9 235V234H8ZM42 236H43V234H41ZM48 235V234H47ZM69 235V234H68ZM75 235V234H74ZM73 235V236H74ZM93 235V234H92ZM124 235H126V233L124 234ZM165 235V234H164ZM171 235V234H170ZM177 235V234H176ZM236 234H234V236H235ZM72 236V235H71ZM93 236H95V235H93ZM134 236V235H133ZM152 236V235H151ZM160 236V235H159ZM168 236V235H167ZM173 236H170L171 238L173 237ZM183 236V235H182ZM237 237H239L240 235L238 234V235H236ZM259 236H261V234H259ZM44 237V236H43ZM86 237V236H85ZM123 237V236H122ZM146 237V236H145ZM144 237V238H145ZM154 237L156 238V236H155V234H154ZM153 237V239H155ZM186 237H187V235H186ZM78 238V237H77ZM81 239L83 238V236L81 235V237H80ZM90 238V237H89ZM115 238V237H114ZM121 240L123 239V238H121V237H119ZM128 238V237H127ZM133 238V237H132ZM139 239H140V236L138 237ZM143 238V239H144ZM182 238V237H181ZM180 238V239H181ZM223 238V237H222ZM222 238H221V240H222ZM225 238H227V237H225ZM225 238H223V239H225ZM234 238H236V237H233L232 239H234ZM258 238V237H257ZM11 238H9V240H10ZM60 239V238H59ZM88 239V238H87ZM86 239V240H87ZM142 239V238H141ZM162 239V238H161ZM183 240H184V238H182ZM188 239V238H187ZM237 239V238H236ZM236 239H234L235 241H236ZM240 239V238H239ZM254 239L256 240V238L254 237ZM262 239V238H261ZM61 240V239H60ZM65 240V239H64ZM84 241H86L85 240V238L83 239ZM138 240V239H137ZM157 240V239H156ZM168 240H170V239H168ZM179 240V239H178ZM190 240V239H189ZM226 240H228V238L226 239ZM255 240H254V242H255ZM264 240V239H263ZM263 240H262V243H264L263 242ZM45 241V240H44ZM49 241V240H48ZM62 241H63V239H62ZM78 241V240H77ZM96 241H98V240H96ZM139 241H141V240H139ZM143 241V240H142ZM167 241V240H166ZM172 241H173V239H172ZM180 241V240H179ZM191 241L192 240H190V242H188L187 244H190L191 243ZM216 241H219V243H217L216 244ZM252 241V240H251ZM59 242V241H58ZM87 242V241H86ZM129 242V241H128ZM159 242V241H158ZM175 242V241H174ZM185 242V241H184ZM222 242V243H223ZM257 242V241H256ZM255 242V243H256ZM260 241L258 240V243H259ZM84 243V242H83ZM123 243H125V242H122V244ZM166 243H168V242H166ZM169 243H170V241H169ZM261 243V244H262ZM81 244V243H80ZM121 244V246L123 247H125V244H123L122 245ZM129 244V243H128ZM135 243H133V245H134ZM138 244V243H137ZM145 244V243H144ZM157 244V243H156ZM156 244H155V246H156ZM160 244V243H159ZM175 244V243H174ZM182 244H184V243H182ZM181 244V245H182ZM91 245V244H90ZM89 245V246H90ZM136 245V244H135ZM141 245V244H140ZM150 245V244H149ZM153 245V244H152ZM158 245V244H157ZM185 245V244H184ZM183 245V246H184ZM101 246H103L102 244H101ZM154 246V245H153ZM172 246V245H171ZM182 246V247H183ZM190 246V245H189ZM221 246H223V245H221ZM223 246V247H224ZM44 247V246H43ZM52 247V246H51ZM70 247H72L71 245H70ZM85 247V246H84ZM86 247H88V246H86ZM86 247L83 249L84 251H85V249H86ZM116 247V246H115ZM133 247V246H132ZM136 247V246H135ZM137 247H138V245H137ZM147 247V246H146ZM149 247V246H148ZM152 247V246H151ZM157 247V246H156ZM159 247V246H158ZM157 247V248H158ZM165 247V246H164ZM167 247V246H166ZM168 247H169V244H168ZM173 247V246H172ZM223 247H221V248H223ZM89 248V247H88ZM141 248H143V247H141ZM156 248V249H157ZM188 248H190V247H188ZM250 248L252 249V251L253 252H251L250 253ZM254 248V249H253ZM93 249V248H92ZM103 249V248H102ZM109 249V248H108ZM108 249H107V251H108ZM110 249H112V248H110ZM133 249V248H132ZM164 249H166V248H164ZM185 249V248H184ZM214 249H217V250H214ZM220 249V248H219ZM225 249H227V247L225 248ZM9 250V249H8ZM47 250V249H46ZM54 250V249H53ZM80 250V249H79ZM137 250V249H136ZM168 250V249H167ZM172 250V249H171ZM224 250V249H223ZM222 250V251H223ZM75 251H76V249H75ZM89 251V250H88ZM111 251V250H110ZM166 251V250H165ZM165 251H164V254L163 255H165L166 256V254H165ZM219 251V250H218ZM52 252V251H51ZM61 252V251H60ZM68 253H69V251H67ZM93 252H94V250H93ZM95 252H97V251H95ZM102 252V251H101ZM112 252V251H111ZM114 252H116V251H114ZM119 252V251H118ZM123 252V251H122ZM137 252L138 251H136L135 252V255L137 254ZM142 252V251H141ZM147 252H151L150 250L149 251H147ZM156 252V251H155ZM158 252V251H157ZM169 252V251H168ZM70 253H71V251H70ZM75 253V252H74ZM80 253V252H79ZM99 253H100V251H99ZM110 253V252H109ZM152 253V252H151ZM160 253V252H159ZM19 254V253H18ZM83 253L81 252V255H82ZM86 254H87V252H86ZM96 254V253H95ZM104 254V253H103ZM129 254V253H128ZM139 254V253H138ZM155 254V253H154ZM161 254V253H160ZM169 254V253H168ZM184 254V253H183ZM13 255V254H12ZM11 255V256H12ZM51 255H53V254H51ZM71 255V254H70ZM69 255V256H70ZM74 255V254H73ZM88 255V254H87ZM93 256H94V254H92ZM106 255V254H105ZM107 255H108V252H107ZM115 255V254H114ZM125 255V254H124ZM123 255V256H124ZM152 255V254H151ZM170 255V254H169ZM65 256V255H64ZM69 256H68V258H69ZM72 256V255H71ZM111 256H112V254H111ZM134 256V255H133ZM139 256V255H138ZM146 256V255H145ZM171 256V255H170ZM192 256V255H191ZM13 257V256H12ZM12 257H11V259H12ZM83 259H84V254H83ZM86 257H89V255L88 256H86ZM102 257V256H101ZM125 257V256H124ZM131 256L129 255V258H130ZM149 257V256H148ZM169 257V256H168ZM15 258V257H14ZM13 258V259H14ZM19 258V257H18ZM17 257H16V259H18ZM90 258V257H89ZM126 258V257H125ZM132 258H134V257H132ZM161 258H162V256H161ZM161 258L159 259V257H158V259L159 260H161ZM178 258V257H177ZM10 259V260H11ZM15 259V260H16ZM25 259V258H24ZM116 259V258H115ZM121 259H122V257H121ZM139 259V258H138ZM145 259H147V258H145ZM153 259V258H152ZM156 259V258H155ZM164 259V258H163ZM166 259V261H167V258H165ZM27 260V259H26ZM57 260V259H56ZM79 260H81V258H79ZM89 260V259H88ZM90 260H93V259H91L90 258ZM95 260V259H94ZM127 260V259H126ZM148 260V259H147ZM150 260V259H149ZM173 260V259H172ZM12 261V260H11ZM20 261V260H19ZM18 261V262H19ZM107 258H103V259H96V261H94L93 263L94 264H106L107 262ZM143 261H146V260H144L143 259ZM154 261H157V259L156 260H154ZM153 261V262H154ZM164 261V260H163ZM163 261H161V262H163ZM165 261V262H166ZM169 262L171 261V260H168ZM183 261V260H182ZM181 261V262H182ZM22 262V261H21ZM79 262V261H78ZM160 262V261H159ZM160 262V263H161ZM164 262V263H165ZM174 262V261H173ZM172 262V263H173ZM177 262V261H176ZM184 262V261H183ZM238 262V263H237ZM20 263V262H19ZM18 263V264H19ZM115 263V262H114ZM117 263H119V262H116V264ZM142 264H143V262H141ZM140 263V264H141ZM145 263V262H144ZM156 263H158V262H156ZM155 263V264H156ZM164 263H162V264H164ZM70 264V263H69ZM133 264V263H132ZM147 264H149V263H147ZM166 264V263H165ZM168 264V263H167ZM176 264V263H175Z\"/></svg>",
    "mask_w": 264,
    "mask_h": 264
}]
</instances>
